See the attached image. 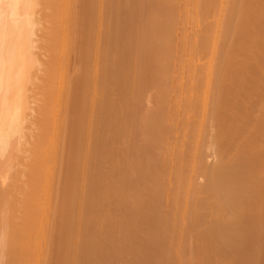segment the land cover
Wrapping results in <instances>:
<instances>
[{
  "label": "rangeland",
  "instance_id": "374dc122",
  "mask_svg": "<svg viewBox=\"0 0 264 264\" xmlns=\"http://www.w3.org/2000/svg\"><path fill=\"white\" fill-rule=\"evenodd\" d=\"M129 1V0H128ZM131 1V0H130ZM132 1H134V0H132ZM131 1V2H132ZM146 1H151V0H146ZM154 1V0H153ZM152 1V2H153ZM165 1H167V0H164V3H163V0L161 1L163 4H165L166 2ZM174 1V0H173ZM178 1H184V0H178ZM188 0H186V2H187ZM190 1H192V0H189V2ZM195 1V0H194ZM193 1V2H194ZM202 1V0H201ZM201 1H199V2H201ZM214 2L215 0H210V3H208V4H206L207 2H208V0L207 1H205L204 0V2H202L203 4H202V6L204 7V9L202 8V6H201V8H199V9H201V11L199 10H197V8L198 7H200V6H198L199 4L197 3V0H196V4H195V2L193 3V2H191V3H193V4H191L190 5V3H187V5H188V7H187V11L185 12V14L187 13V14H189L190 15V13L188 12V11H190L191 12V10L190 9H188V8H191V6L192 5H194V7L195 8H193V6H192V8H193V10H192V12L194 11V9H196L195 11V15L194 14H191V15H194V17H195V19H197L199 22H197V20H192V17H191V15H190V18L191 19H189V17L186 19V21L184 22L183 20H185L184 18H183V20H182V17H184L185 16V14H184V16L183 15H180V14H182V13H184V12H182V8H183V6L181 5L180 6V11L179 12H177V13H173L174 15L176 14H178V17H177V21L179 22H177L176 20H172V16H170L169 15V17L171 18V20L173 21H170V19H169V17H168V19H169V21H168V19H166V18H164V20L163 21H168L167 23L168 24H171V26L169 25V27H170V29L171 30H169L168 28L169 27H167L168 26V24H167V30L165 31V29L166 28H163V26L161 25V28H162V30L164 29V31H165V33H163V31H161L160 30V32H159V29H160V27H159V29L156 27V24H157V26H158V23H159V21H158V23H156V20L154 19V16H149V17H151L150 18V20L149 21H151L152 20V22L154 21V27L152 26L151 28H155V33H154V31L150 28V26L148 27V28H150V29H148V31H146V32H149V34H148V36H150V34H151V36H152V38L151 37H149V38H151V39H153V40H151L152 42H150L149 43V45L147 44V46L145 47L146 48V50H147V52H145L144 53V57L142 56V52L143 51H146V50H143L142 48H140L139 46H138V43H136L139 39H141L140 41H141V43L143 42L142 40H143V38L145 37H143V35H145V33H143V35H141V38H139L138 39V35L140 36V34L138 33V30H136V29H138V26H139V24H142L143 23V21L145 20V19H141V18H139L138 16L139 15H137L138 14V11H137V9L140 7L139 5H141V3L140 2H143V4H145L144 2L145 1H140L139 0V2H138V0H137V2H136V0L134 1V2H136V3H130V2H128L127 3V0H125V4H124V6H126V8L129 6V8H127V9H125L124 7L122 8V7H120V4H122V6H123V2H124V0H120V2L118 3V5H119V7L120 8H122V9H125L126 11H121L120 10V8H118L119 10L118 11H120V14H118V15H120L121 17H119V16H117V20H119L120 18V20L119 21H117V25H118V22H121L122 23V21L123 22H125V23H127V25L129 24V23H131L132 21H134V20H136L137 19V17L139 18V20L140 21H142V23L141 22H139L138 21V19H137V22H134L135 23V25H133L132 23H131V25L135 28V30L137 31H135L134 30V28L132 29V31H133V33L134 32H136V34L134 35H132V36H135V37H132L133 38V40H132V38H131V35L129 34V32H130V30H131V27H130V29H128V27L127 26H125L126 24L125 23H122V25H121V23H119V27L117 26V29L118 28H120L119 30H117L118 31V33L117 34H119L120 32H121V34L120 35H118L116 38H117V41L119 42V46L117 45V43L118 42H116V50L117 49H119L118 50V53H116V55H118V54H121V55H118V56H120V57H118L117 56V60H118V58H119V61L121 62L120 63V66H119V61H117V66H118V69H117V74L118 73H120L119 74V80L121 81V83H120V81L118 80V79H116L117 81L116 82H118L119 81V84H117V85H120V86H117L116 85V91H120V92H116L115 91V94H119L118 95V98L120 99V98H122V97H126V96H123V95H127L128 97H126L125 98V103H124V105H127V103L129 104V106H130V109H131V107H132V110H133V107H134V105H137L136 107L137 108H135V111H136V113H137V110L140 108V110H138V113L136 114V113H133V112H135V111H132V110H130L131 111V113H130V111H128L129 113H130V117L129 116H127V117H129L128 119H127V117H126V119H127V121H133L134 119H135V124H136V126L134 125V123L132 124V122L131 123H129V125L130 124H132L137 130L138 129H140L139 127L141 126V128H143V130H145V127L147 126L146 125V123L149 121V119L148 118H150V121H153L154 119V123H155V121L156 122H158L157 123V126H154V125H152L150 122V126H151V128L152 127H155V128H157V129H155L154 131H155V133H153L154 131L153 130H151L150 132H152L153 133V135H151V134H149L148 132V134H146L145 135V133L143 132V130H142V133H141V135H140V132H141V130L139 131L138 130V133H137V131L134 129V128H132L131 126V128L129 127V129H133L134 131H135V133L133 132V130L131 131V130H129L128 129V133H129V131H130V135L128 134V136H123L124 138L123 139H125V143L127 142V144H126V146H123L125 143H123V141H122V146H123V151L125 152V154L123 153V152H121V154H120V156L122 155V153H123V157L125 158H123L122 156H121V158H123V165H127V166H129V164H130V166L129 167H131V169H128V167H126L129 171L127 172V170L125 171V173H124V171L123 172H120L119 170H118V172H119V175L121 174L122 176H124L123 178L121 177V175L119 176L116 172H113V174L116 176H118V177H121V179H122V181H121V179H119L117 176L115 177L113 174H112V172H111V170L113 171L115 168H116V166L117 165H114L115 166V168H113L111 165H113L115 162H118V160H116L117 159V155H115L117 152H114L116 149H115V147L114 146H116V148H118L117 147V145H109V139L110 140H112V139H114V137H113V135H112V133L114 132V126L111 124V122H110V120L112 121V116L110 117V114L109 113H111V111H110V109H109V111L107 112L108 113V115H107V113H106V115L103 113L105 110H106V108H105V105H104V108H105V110L103 111L102 110V112H101V115H105V116H103V118H106L107 119V117L108 118H111V119H109V120H106L107 122H110V123H108L109 125H107V123L104 121V120H102L103 122H105L106 124H102L103 126L104 125H107V130H106V132L103 134L102 132V136H100L102 139H103V142H102V139L100 138V141H101V144H100V146L102 145V143L104 144V145H102V147H103V149H102V147L100 148V149H102L101 151H102V153H105V154H100L101 156H100V159L102 158V156H103V158L101 159V161H100V163H101V167H100V179L102 178H104L102 181H103V183H100V187L102 188H100V195L98 196V195H95L97 198H98V200H99V202L100 203H98L99 205H97L96 204V207H95V204L94 203H92V202H95V203H97L98 202V200H97V198L94 196H92V194H94L95 192H91L90 193V190H92L93 191V184L92 185H90V186H92V187H85V191H86V189H87V191L86 192H83V190H81V189H79L80 190V192L81 193H85L84 194V196L85 195H87L86 197H93V198H96V199H92V198H83V203H84V199L87 201V203H85V204H87V205H85V209L83 208V203H82V205L79 207L80 209H81V207L83 208V210H85V211H83V210H80V209H78V211L80 210L81 212L83 211V214H79V215H77V214H75L74 215V217H77L76 219L74 218V220H73V217L71 216V220H73L72 222L73 223H75L76 222V220L78 221V222H82L83 220H80V219H85L86 220V222L84 221V223L82 224V226L84 227V229H83V227H81V228H79V229H81V231H80V233L82 232L83 234H84V231H85V226H86V228L88 229V227H89V231L86 229V231H85V235H83L82 233H81V235H80V233H79V230L77 231V229H76V225L78 224L77 222V224H72L71 223V221H70V224L73 226H71V229L74 231V227H75V230H76V232L74 233V234H79V236L77 235H75L76 237H77V239H78V237H81L82 236V238H79L80 240L78 241V242H84L83 244H84V247H83V245H81V243H79V245L82 247H80L77 243H75V246H74V242L75 241H77L76 239H74V234H73V231L71 232V230H70V232H71V234H69V236H71L74 240H72V241H74L73 242V246L71 247V249L73 250L74 249V251H71V253L73 254L74 252V254H76V251H77V253L78 254H76V255H71V256H74V257H72L71 259H72V262L71 263H74V264H264V96H262L263 94H264V91L262 92L261 90H263L264 89V59H263V57H260V56H262V55H264V52H263V54H262V51H264V50H262L261 48H262V45H261V47H260V45L258 44V43H260V41H261V43L264 45V42H263V40H261L260 39V37H259V32H261V30H263L262 32H261V34H263L264 35V0H259V2H262L263 1V3H260V4H258V3H256L257 2V0H234V2H233V5H235V6H232V3H230L229 1H231V0H226V2H225V0H224V2H222V1H220L221 3H224V4H221L220 2H218L219 0H216V2H214V3H212V5L211 6H213V4H217V6H218V8H217V6L216 5H214L213 7H211L210 6V4H211V2ZM229 2V5L227 4L228 2ZM250 1V2H249ZM256 1V2H255ZM152 2H150V7H148V6H146L145 8H146V10H147V7L149 8V9H152L151 11H154L155 9V12H158L159 14L162 12L163 13V11H161L160 12V9H161V6H165V5H163V4H160V1L158 0V2L159 3H157L156 1V3L160 6V7H157L156 8V6L155 5H153V6H155V8L152 6V8H151V5L152 4H154V3H152ZM169 2V1H168ZM177 2V1H176ZM182 2H180V3H182ZM185 2V1H184ZM183 2V3H184ZM185 2V3H186ZM232 2V1H231ZM241 3V4H239V3ZM130 3V4H129ZM137 3H139V4H137ZM152 3V4H151ZM155 3V4H156ZM169 3H172V1L171 2H169ZM169 3H167L168 5H169ZM178 3V2H177ZM180 3H178L179 5H180ZM182 3V4H183ZM218 3H220V5H218ZM249 3V6L247 5ZM251 3H252V5H251ZM254 3V4H253ZM127 4V5H126ZM129 4V5H128ZM131 4H133V5H135V6H133V8L137 11H135V10H131L132 9V5ZM143 4H142V6H143ZM148 4V3H147ZM156 4V5H157ZM242 5V4H245V6L244 5H242L241 6V8H243V9H241L240 8V6H238V5ZM257 4V8H256V6H254V5H256ZM130 5H131V9H130ZM186 5V4H185ZM200 5H201V3H200ZM221 5H225L226 7H224V6H222V8L220 7ZM228 5V6H227ZM260 5H261V7H260ZM136 6H139L138 8H136ZM142 6H141V8H142ZM190 6V7H189ZM198 6V7H197ZM207 6H209V8L207 7ZM237 6V7H236ZM247 6V7H246ZM254 6V7H253ZM259 6V7H258ZM182 7V8H181ZM197 7V8H196ZM210 7L212 8V9H210ZM220 7V8H219ZM232 9V11L230 12V8ZM144 8V6H143V8L142 9H145ZM164 7H162V9H163ZM208 8V9H207ZM214 8H215V10H214ZM238 8H240V9H238ZM249 9V8H251L250 10H252L253 8H256V10L258 9L259 11H261V13L257 10V11H255V9L254 10H252L253 11V14L251 13V11H249V10H247V9ZM260 8H262L263 10H261ZM130 9V10H129ZM141 9V12L143 11ZM202 9L204 10V11H202ZM207 9V10H206ZM222 9H225V10H222ZM235 9V10H234ZM244 9H246L245 10V12L246 13H244ZM139 11H140V9H138ZM158 10V11H157ZM206 10V11H205ZM211 10V11H210ZM220 10V12H216V11H219ZM222 10V11H221ZM228 10V11H227ZM237 10V11H236ZM127 11H132L133 13L134 12H136V13H134V14H132V12H128L127 13ZM197 11H198V13H197ZM214 11V14L212 13ZM239 11V12H238ZM241 11V12H240ZM247 11H248V13H247ZM145 12V11H144ZM149 12H150V10H149ZM165 12V11H164ZM180 12H182V13H180ZM191 12V13H192ZM206 12V13H205ZM207 12H209L210 14H207ZM229 12V13H228ZM240 13V16H239V19L238 18H234V16H237V14L238 13ZM256 12V13H255ZM259 12V13H258ZM119 13V12H118ZM122 13H124V14H122ZM127 13V14H126ZM131 14V16H132V21L131 22H127V19H128V14ZM154 13V12H153ZM167 13L168 14H170L168 11H167ZM203 13H204V15L206 16V18H205V16H202L203 15ZM218 14V17H221L222 19H221V21H223V22H221L220 21V19H218L217 18V14ZM219 13H220V16H219ZM222 13V14H221ZM242 13V14H241ZM263 13V14H262ZM122 14V15H121ZM125 14L127 15L126 16V20H125V18H124V16H125ZM144 14V13H143ZM142 14V15H143ZM148 14V13H147ZM150 14V13H149ZM159 14H151V15H158V17L159 18H157V16H156V18H157V20H159V19H163L162 17L163 16H165V13H163L164 15L162 16V14H161V16L162 17H160L159 16ZM168 14H166V16H168ZM199 14H200V16H199ZM233 15V17H232V15ZM248 14V15H247ZM251 14H252V16H251ZM262 14V15H261ZM124 15V16H123ZM175 15V16H176ZM189 15H186V16H189ZM198 15V16H197ZM212 17H210V16ZM212 15H214V16H212ZM222 15V16H221ZM226 15V16H225ZM239 15V14H238ZM254 15L256 16L255 18H253L254 17ZM260 15V16H259ZM130 16V17H131ZM137 16V17H136ZM143 16H146V14H144ZM165 16V17H166ZM229 16H230V18H229ZM245 16H249L248 18H252L253 20H257L258 18L260 19V20H255V21H253L252 19H251V21L249 20V19H247ZM142 17V16H141ZM153 17V18H152ZM200 19H199V18ZM205 18L204 20H203V18ZM214 17V18H213ZM226 17H228V18H226ZM241 17H244V19L242 20V18ZM258 17V18H257ZM143 18V17H142ZM144 18H146V17H144ZM176 18V17H175ZM181 18V19H180ZM216 18V19H215ZM235 20H234V19ZM240 18H241V20H240ZM124 19V20H123ZM134 19V20H133ZM147 19V18H146ZM179 19V20H178ZM221 22V23H219L220 24V26L219 27H216V28H220L219 29V31H220V35L221 36H219L218 35V33H217V29L214 27L215 25H217V24H214V23H218L217 21L218 20ZM237 19V20H236ZM122 20V21H121ZM129 20V19H128ZM182 22H181V21ZM187 20H189V21H187ZM191 20V21H190ZM207 20V21H206ZM212 20L214 21L213 23H212ZM217 20V21H216ZM225 20V21H224ZM228 20V21H227ZM230 20V21H229ZM240 20V21H239ZM247 20H249V21H247ZM130 21V20H129ZM175 21V22H174ZM194 21V22H193ZM231 21H233L234 23H236V21L238 22V23H236V24H238V25H236V28H234L235 30L233 31V27H235L234 26V23H231ZM245 21V23L247 22V24L245 25V23H243ZM252 21L253 22H255V27H257V28H254L253 29V27L251 26L252 25ZM261 21H262V23H261ZM138 22H139V24H138ZM144 22H146V20L144 21ZM152 22H150V23H152ZM161 22V21H160ZM169 22H171V23H169ZM196 22V23H195ZM205 22V23H204ZM225 22H226V24H225ZM248 22H251V24H249ZM256 22H257V24H256ZM147 23V22H146ZM173 23V24H172ZM183 23V24H182ZM207 23L210 25V23H212L211 25L212 26H210V27H212L211 29H210V27H209V25L207 26ZM261 23V24H260ZM125 24V25H124ZM136 24H138V25H136ZM153 24V23H152ZM151 24V25H152ZM161 23H159V25H160ZM162 24H164L163 22H162ZM197 24H199V25H197ZM206 24V25H205ZM230 24V25H229ZM241 25V27H238V26H240ZM243 24V25H242ZM44 25H46V24H44ZM143 25V24H142ZM147 26H148V24H146ZM146 25H143L142 26V28L145 26V29H146ZM173 25V26H172ZM203 25V26H202ZM205 25V26H204ZM222 25V26H221ZM248 25H249V27H248ZM123 26H125L126 27V29H125V27H123ZM136 26H137V28H136ZM164 26H165V24H164ZM177 26V27H176ZM184 26H185V28H184ZM186 26H187V28H186ZM192 26V27H191ZM200 26V27H199ZM226 26H228V27H226ZM244 26V27H243ZM245 26H247V27H245ZM141 27V26H140ZM176 27V28H175ZM183 27V28H182ZM189 27V28H188ZM205 27H207L208 28V31L205 29ZM215 29H214V28ZM225 27V28H224ZM263 27V28H262ZM125 30H129L128 31V33L126 32L125 33V31H124V29ZM141 28V30H143ZM180 28V29H179ZM199 30H198V29ZM205 30H204V29ZM224 28V29H223ZM228 28V29H227ZM243 28H245L243 31H242V29ZM249 28V31H252V32H249L248 30H246V29H248ZM122 29V30H121ZM156 29H158V30H156ZM176 29V30H175ZM182 29V30H181ZM204 30L203 31V33H201V30ZM231 29V30H230ZM238 29H240V30H238ZM259 29H260V31H259ZM121 30V31H120ZM151 30V31H150ZM174 30V31H173ZM179 30V31H178ZM191 30V31H190ZM197 30V31H196ZM213 30V31H212ZM226 30H229L228 32L226 31ZM120 31V32H119ZM153 31V32H152ZM156 31H157V33H156ZM169 31V34L167 33V35H170V31H171V33H172V35L171 36H168V37H171L170 38V45H167L166 47H168V46H170V48H172V50H173V48L176 50H174L173 52H175V55L177 56V58H176V56L173 54V52L171 51V49L168 47V49H166V47H165V44H167V42H166V39L167 38H165V37H167V35L165 36V34H166V32H168ZM189 31V32H188ZM212 31V32H211ZM216 32L217 33V35L219 36V37H221L219 40H218V43H217V45H216V47L215 48H217V49H219L218 50V53H219V56H218V53H216L217 52V49H216V51H215V55H213V58L212 59H210L211 60V62H212V64H211V62H210V60L208 59V58H210V53L213 51V49H210L211 48V40H212V38L211 37H213L212 36V34H213V32ZM218 31V32H219ZM226 31V32H225ZM233 31V32H232ZM236 31V32H235ZM240 31V32H239ZM245 31H247L246 32V34H245ZM254 31H255V33H254ZM151 32V33H150ZM182 32H184V33H182ZM199 32V33H198ZM211 34H210V33ZM222 32V33H221ZM225 32V33H224ZM258 34H257V33ZM125 33V34H124ZM138 33V34H137ZM159 33V34H158ZM161 33V34H160ZM187 33V34H186ZM192 33L194 34V36H192ZM229 33H230V35H229ZM234 35H233V34ZM250 33H251V35H250ZM39 34V33H38ZM142 34V33H141ZM147 34H146V36H147ZM158 35V37L156 36L155 37V35ZM181 34V35H180ZM196 34V35H195ZM203 34V35H202ZM227 34H228V36H227ZM240 34H243V35H240ZM121 35H123V36H121ZM126 35V36H125ZM161 35H162V37L163 36H165L164 38H165V40H163L162 42H164L160 47H158L160 44H161V39H163V38H160L161 37ZM189 35H191V39H190V37H189ZM207 37H206V36ZM209 35H211L210 36V39H209ZM213 35H215V33L213 34ZM226 35V36H225ZM232 35V36H231ZM246 35V36H245ZM249 37H248V36ZM253 35V36H252ZM258 35V36H257ZM262 35V37L261 38H264V36ZM128 36V37H127ZM129 36H130V38H129ZM153 36H154V38H153ZM176 36V37H175ZM184 36H185V40H184ZM187 36H188V39H189V43H190V40H191V43L192 44H190L189 45V43H187ZM196 36V37H195ZM199 36V38L200 39H198L197 37ZM237 36V37H236ZM120 38V40H118L119 38ZM175 37V38H174ZM180 37V38H179ZM195 37V38H194ZM202 37H204V38H202ZM206 37V38H205ZM229 37V38H228ZM231 37V38H230ZM235 37H236V39H235ZM241 37V38H240ZM245 37H247V38H249V39H247V38H245ZM252 37V38H251ZM259 37V38H258ZM131 39L132 40V42H133V45H132V43L131 42H127V41H129V39ZM137 38V39H136ZM148 37H147V39H149ZM156 38H158L159 39V41H160V44L159 43H156L157 45H155V42H157L156 41ZM208 38V39H207ZM228 40H227V39ZM233 38V39H232ZM240 38V39H239ZM243 38V39H242ZM79 39V38H78ZM78 39L76 40V42L75 43H73L72 42V44H76V45H70V47H74V49H73V47H72V49H71V51L72 50H75V47H77L76 49H79V46L81 45L80 43L78 44ZM123 41H122V40ZM125 39H126V42H125ZM134 39H135V41H134ZM146 39V42H149L148 40ZM176 39V40H175ZM180 39V40H179ZM181 39H183L184 41H182ZM195 39V40H194ZM198 40V42H199V44H196V43H198L197 42V40ZM234 39H235V43H233V41H234ZM251 39V40H250ZM137 40V41H136ZM150 40V39H149ZM175 40V41H174ZM224 40H227V41H224ZM242 42H241V41ZM246 40H248V41H246ZM258 41V43H257V41ZM73 41H75V40H73ZM139 41V42H140ZM158 41V42H159ZM167 41H169V39L167 40ZM174 41V42H173ZM186 41V42H185ZM196 41V42H195ZM205 41V43L206 44H208V45H210V47L208 46V45H203L202 44V42H204ZM210 43H209V42ZM224 41V42H223ZM230 41V42H229ZM232 41V42H231ZM251 42L250 44L249 43H246V42ZM255 41H256V43H255ZM172 42H173V44H172ZM183 42V43H187L186 45L187 46H189V47H192L193 49H194V46H195V44L200 48L201 46L203 47H201L202 48V50H201V48H200V50H196V49H198L196 46H195V51L192 49V48H190V50H189V48H187L186 47V45L185 44H181V43ZM195 42V43H194ZM125 43V44H124ZM130 43H131V45H130ZM136 43V44H135ZM140 43V44H141ZM175 43V44H174ZM180 43V44H179ZM194 43V44H193ZM201 43V44H200ZM220 43V44H219ZM230 43V44H229ZM241 43V44H240ZM246 43V44H245ZM255 43V44H254ZM143 44H144V42H143ZM146 44V43H145ZM159 44V45H158ZM177 44V45H176ZM229 44V45H228ZM235 44V45H234ZM238 44V45H237ZM241 45V47L242 46H244V47H242V48H238V46H240ZM244 44V45H243ZM256 44H257V46H256ZM79 45V46H78ZM123 45H124V47H123ZM127 45V46H126ZM135 45L136 46H138L139 48H140V50L136 47L135 48ZM164 45V46H163ZM172 45H173V47H172ZM175 45V46H174ZM192 45V46H191ZM201 45V46H200ZM220 45V47L218 48L217 46H219ZM223 45V46H222ZM227 45V46H226ZM233 45V46H232ZM237 45V46H236ZM252 45V46H251ZM132 46H133V48H132ZM145 46V45H144ZM182 46V47H181ZM183 46H184V49L182 50V48H183ZM208 46V47H207ZM231 46V47H230ZM236 46V47H235ZM251 46V47H250ZM131 48V49H128V48ZM142 47V46H141ZM150 49H148V48ZM157 47L158 48H161V47H164V49H166L165 50V52H169V51H171V54H170V52L169 53H165V52H163V50H161L163 53H165L167 56H169L168 58H167V56L165 55V54H162V55H160V57H162L163 55V57L161 58V60H160V57H156V56H158V54L155 56V54L157 53V51L155 52V49H157ZM178 47V48H177ZM206 47H207V49H206ZM213 47V46H212ZM228 47H230V50H227V48ZM248 47V48H247ZM255 47H256V49H261L260 50V52H259V50H256L255 49ZM264 47V46H263ZM121 48V49H120ZM135 48V49H134ZM144 48V47H143ZM144 48V49H145ZM152 48V49H151ZM186 48L189 50H186ZM220 48H221V50H220ZM245 48V49H244ZM254 48V49H253ZM124 49V50H123ZM138 49V50H137ZM163 49V48H162ZM181 49V50H180ZM191 49L194 51H191ZM206 49V50H205ZM224 49H225V51H229L228 53L227 52H225L224 51ZM229 49V48H228ZM233 49V50H232ZM235 49H236V52H235ZM239 49L241 50L240 52H239ZM248 49V50H247ZM264 49V48H263ZM129 50V51H128ZM133 50H135V51H133ZM154 50V52H155V54L152 52ZM158 50V49H157ZM169 50V51H168ZM180 50V51H179ZM210 50V51H209ZM253 50V51H252ZM70 51V52H71ZM79 53H78V50H76L75 52L73 51V53L71 52L70 54H72V55H70L71 57L70 58H73V59H71L70 60V58H69V60H70V62H69V64L71 65H69V69H68V74H69V72H71V76H73V74H72V72L73 71H71V70H74L73 69V66L72 65H76V62H75V60H76V58L79 56L80 57V54H81V46H80V49H79ZM122 51H123V53H125L124 55H123V53H122ZM125 51V52H124ZM137 51V52H136ZM138 51H140V53L138 52ZM160 51V49L158 50V53L159 52H161ZM185 53H184V52ZM199 51H201V52H199ZM203 51H205V52H203ZM207 51V52H206ZM243 51V53H241ZM251 51V52H250ZM140 54L144 59H148L147 61H145L144 59V61H142L141 59H142V57H140L139 55H138V58H137V54ZM161 52V53H162ZM179 52V53H178ZM181 52V53H180ZM186 52H189L188 53V55L186 54ZM190 52H193V53H195V52H198V54L197 53H195V58L197 57V59H195V58H193V53H191L190 54ZM210 52V53H209ZM222 52V53H221ZM245 52V53H244ZM253 52H258V53H256V55H258L259 57H257L256 55H254L255 53H253ZM41 53H42V51H41ZM132 53H134V55H136L135 57L139 60L140 58V60H139V62H137L136 63V59H135V63L133 62V59H134V56H133V58L131 57L132 56ZM153 53V55H151ZM178 53V54H177ZM203 53V54H202ZM205 53H207V56L205 55ZM213 53H214V51H213ZM227 53V54H226ZM73 54H75V55H73ZM79 54V55H78ZM128 54V55H127ZM190 54V55H189ZM196 54L199 56H196ZM223 56V57H221V55ZM226 54V55H225ZM237 54H238V56H237ZM243 54V55H242ZM247 54V55H246ZM260 54H262V55H260ZM43 55V54H42ZM76 55H78V56H76ZM131 55V56H130ZM147 55V56H146ZM174 55V56H173ZM179 55V56H178ZM184 55V56H183ZM230 57H229V56ZM245 55H246V57H245ZM74 56L76 57L75 58V60H74ZM121 56H123V58L125 59V61H124V59H122V57ZM128 56H130V58L128 57ZM151 56V57H150ZM170 56H171V60L169 59L170 58ZM183 56V58H184V60H183V58L181 59V57ZM190 58V60H189V58ZM190 56H192V59H191V57ZM205 56H206V58H205ZM226 56V57H225ZM231 56H233V57H231ZM252 56V57H251ZM140 57V58H139ZM152 57L154 58V59H156V60H154V61H151L152 60ZM168 59V61L170 62V64H169V68H166V72H169L170 70H172V71H170L169 73H168V76H166V72L164 71V69L165 68H163V66L165 67V65L167 64L166 63V58ZM174 57V58H173ZM179 57V58H178ZM220 57V58H219ZM244 57V58H243ZM248 57H249V59H248ZM159 58V59H158ZM164 58V59H163ZM186 58H188V59H186ZM217 58V61L215 60ZM227 60H226V59ZM233 58V59H232ZM246 58H247V60H246ZM251 58V59H250ZM263 60H262V59ZM43 59V58H42ZM45 60H46V58H44ZM78 59V58H77ZM128 59V60H127ZM130 59H132V61L130 60ZM163 59V60H162ZM174 59V60H173ZM188 60V61H186V60ZM194 59V60H193ZM207 59L209 60L208 61V63L210 62V66H211V70H214L213 71V73H212V71L210 70V72L212 73V74H208V73H206V72H204L203 70L204 69H202L203 68V66L205 67L206 66V62H207ZM221 59V60H220ZM244 59V60H243ZM256 59V60H255ZM258 59H260L259 61H258ZM123 61V63H122V61ZM131 61V62H129V64H127L128 63V61ZM149 60H150V63H149V65L147 64L148 62H149ZM179 60V61H178ZM180 60H182V62H184V63H182V62H180ZM192 60V61H191ZM195 60H197V61H195ZM237 60V61H236ZM262 60V61H261ZM74 61V63L72 64V62ZM126 61H127V63H126ZM159 61H161V62H163L165 65H162L163 63H158ZM165 61V62H164ZM167 61V62H168ZM221 62V64L219 63V62ZM225 61V62H224ZM227 61V62H226ZM231 61V62H230ZM233 61V62H232ZM236 61V62H235ZM245 63H244V62ZM257 61V62H256ZM124 62L127 64H124ZM132 62L135 64H133V65H131V67H129V65L130 64H132ZM145 62V63H144ZM172 62H174V63H172ZM187 62V65L185 64ZM196 62V63H195ZM201 62V63H200ZM215 62V63H214ZM242 62H243V65H242ZM246 62H247V64H246ZM263 62V63H262ZM154 63H156V64H154ZM172 63V64H171ZM180 65L181 63L182 64H184V65H178V64ZM189 63V64H188ZM193 63V64H192ZM204 63H205V65H204ZM223 63V64H222ZM256 63H258V64H260L258 67H256L257 65H256ZM262 63V64H261ZM138 64H145V65H139V66H137ZM147 64V65H146ZM167 64V65H168ZM175 64V65H174ZM177 64V65H176ZM126 65V66H125ZM162 65V66H161ZM166 65V66H167ZM197 65V67H195ZM212 65H214V66H212ZM220 65V66H219ZM225 65V66H224ZM263 65V66H262ZM134 66H137L138 67V69H139V67H140V69H139V71L137 70L136 71V69H137V67L135 68ZM150 68H149V67ZM159 66H160V68H159ZM172 66V67H171ZM176 66H178V67H176ZM184 66H185V68L186 69H188V70H186L185 68H184ZM207 66H208V64H207ZM209 66V67H210ZM218 66H219V68H218ZM72 67V68H71ZM127 67V68H126ZM142 67H144V68H142ZM150 69H148V68ZM155 67V68H154ZM157 67L159 68V69H157ZM162 67V68H161ZM168 67V66H167ZM173 67H176L175 69L173 68ZM181 67H183V68H181ZM189 67V68H188ZM193 67V68H192ZM201 67V68H200ZM212 67H214V68H212ZM217 67V68H216ZM221 67H223L222 69H220ZM75 69L77 68L76 66L74 67ZM147 68V69H146ZM178 68V69H177ZM181 68V69H180ZM198 70H197V69ZM200 68V69H199ZM71 69V70H70ZM131 69V70H130ZM133 69H135V70H133ZM144 69V70H143ZM157 69V71H155ZM162 69H163V71L165 72H163L162 71ZM168 69V70H167ZM183 69H184V72H183ZM192 69V70H191ZM194 69H195V71L197 72H195V73H193L194 72ZM208 69V68H207ZM207 69H206V67H205V70L207 71ZM70 70V71H69ZM121 70V71H120ZM124 70H126V71H124ZM160 70H161V72H160ZM177 70H179V71H177ZM185 70L186 71H188L187 73H185ZM192 72H191V71ZM216 70V71H215ZM218 70V71H217ZM221 70H223V71H221ZM75 71H77V69L76 70H74V73H76ZM176 71V72H175ZM183 73H182V72ZM201 71V72H200ZM219 71H221V74L219 75ZM131 72V73H130ZM136 72H137V74H136ZM161 75H154L155 73L156 74H158V73ZM175 72V73H174ZM181 72V73H180ZM190 72V73H189ZM199 72H200V74H199ZM218 72V73H217ZM124 73H125V75H126V77L127 78H131L132 80H135V81H133V82H131V79H128V80H130V84H132V85H129V83H128V80L127 79H125L126 77L124 76ZM134 73V74H133ZM162 73V74H161ZM173 73V74H172ZM182 74V75H180V74ZM184 73L185 74H187V76H184ZM189 73V74H188ZM202 73V74H201ZM206 73V76H207V74H208V76H207V80L209 79V81H208V83H209V87L207 88V86H204L205 85V82L207 81H205V79H206V76L204 75ZM243 73H245V74H243ZM130 74H132V75H130ZM145 74V75H144ZM149 76H148V75ZM165 74V75H164ZM169 74H171V75H169ZM198 74H199V76H198ZM243 74V75H242ZM121 75H122V77H121ZM133 75H135V76H133ZM140 75H141V77H140ZM163 75H164V77H163ZM173 75V76H172ZM175 75V76H174ZM180 75V76H179ZM190 75H191V77H190ZM203 75H204V77H203ZM210 75V76H209ZM216 76L217 78H215L214 76ZM246 75V76H245ZM70 76V75H69ZM138 76V77H137ZM147 76V77H146ZM155 78H153V77ZM158 76V77H157ZM177 76V78H178V82H177V78H175ZM179 76V77H178ZM182 76V77H181ZM194 76H196V77H194ZM198 76V77H197ZM213 76V77H212ZM133 77V78H132ZM145 77V78H144ZM152 77V78H151ZM161 77H162V79H161ZM208 77H210V78H208ZM248 77V78H247ZM260 77H261V80H260ZM118 78V77H117ZM123 78V79H122ZM146 78H148V80H145ZM159 78V79H158ZM165 78V79H164ZM168 80H167V79ZM171 78V79H170ZM180 78V79H179ZM190 78V79H189ZM213 78H214V80H213ZM243 78V79H242ZM249 78H250V80H249ZM255 78V79H254ZM122 79V80H121ZM139 79V80H138ZM142 79V80H141ZM144 79V80H143ZM151 79H153V80H151ZM164 80V82L163 81H161V80ZM187 81H186V80ZM194 79V80H193ZM199 81H198V80ZM216 79V80H215ZM123 80H125L124 81V83L122 84V82H123ZM150 80V81H149ZM159 80L161 81V82H163V83H167V84H163V83H158L159 82ZM169 80H170V83H168L169 82ZM180 80V81H179ZM188 80H189V82H188ZM203 80V81H202ZM222 81V80H224V82L222 81V82H218V81ZM252 80V81H251ZM139 81V82H138ZM141 81H142V84H141ZM144 81V82H143ZM148 83H147V82ZM152 81V82H151ZM158 81V82H157ZM166 81V82H165ZM247 81V82H246ZM263 81V82H262ZM106 82V81H105ZM134 82H136V84H137V82H138V84L139 85H141V86H137ZM188 82V83H187ZM199 82V83H198ZM203 82V84H201ZM249 82V83H248ZM254 82V83H253ZM261 82V83H260ZM154 83V84H153ZM158 83V84H157ZM194 83V84H193ZM196 83V84H195ZM214 83V84H213ZM246 83H247V85L249 86H247L246 85ZM257 83V84H256ZM126 84V85H125ZM127 84H128V86H130L129 88H128V86H127ZM168 84H170L169 85V87L167 86V88H166V86L165 85H168ZM180 86H178V85ZM186 84H187V86H186ZM206 84H207V82H206ZM218 84V85H217ZM253 84H255V86H253ZM106 85H107V83H106ZM104 86L105 88L107 87V89H106V91L105 92H107L106 94H110L109 92L111 91V86ZM115 85V84H114ZM134 85H136L137 86V88L135 89V87L136 86H134ZM156 85H159V87L157 86V87H155ZM172 85V86H171ZM215 85V86H214ZM221 85V87H219ZM258 85V86H257ZM261 85V86H260ZM127 86V87H126ZM131 86L132 87H134V88H132L131 89ZM144 86V87H143ZM149 86V87H148ZM153 86V87H152ZM161 86H162V88H161ZM174 86V87H173ZM175 86H177V88L175 87ZM184 86V87H183ZM191 86H192V88H191ZM194 86V87H193ZM195 86H197V87H195ZM217 86V87H216ZM257 86V87H256ZM260 86V87H259ZM122 87H124V88H122ZM126 87V88H125ZM140 87V88H139ZM187 88V89H189V90H187L186 88L185 89H183V88ZM190 87V88H189ZM199 87V88H198ZM203 87V88H202ZM215 87V88H214ZM219 87V88H218ZM108 88H109V90H108ZM115 88V87H114ZM120 88H122V89H120ZM127 88H128V90L130 89L131 91L133 90V89H135V91L139 88V90H140V92L138 91V97H139V99L137 100V96H133V97H131V95L133 94L130 90V92L132 93H129V94H127L129 91L127 90ZM160 88V89H159ZM169 88V89H168ZM181 88V89H180ZM208 89V90H206V92L208 91V94H206V97L205 98H207L208 100H206L205 102H204V100L202 101L201 100V97L203 96V94L202 93H204L203 91H205V90H202V89ZM221 88V89H220ZM252 88H254L253 90H252ZM261 88V89H260ZM104 89V88H103ZM120 89V90H119ZM142 89H143V91H142ZM177 89V90H176ZM196 91H194V90ZM214 89V90H213ZM217 89H219L218 90V94H217ZM128 91L127 93L126 92H124V91ZM145 90V91H144ZM154 90V91H153ZM173 92H172V91ZM183 90V91H182ZM186 90V91H185ZM210 90H211V92H210ZM103 91V90H102ZM123 91V92H122ZM134 91V90H133ZM136 91V92H137ZM163 91V92H162ZM168 91V92H167ZM190 91V92H189ZM213 91L215 92L214 94L215 95H213ZM245 91V92H244ZM246 91H247V93L249 94H247L246 93ZM253 93H252V92ZM256 91H258V92H256ZM104 92V91H103ZM102 92V93H103ZM164 95L163 96V98L165 99L164 100V103H163V105L160 103V101L162 102V100H163V98L161 97L162 95H161V93ZM170 92V93H169ZM183 92V93H182ZM186 92V93H185ZM210 92V93H209ZM262 94H261V93ZM123 93V94H122ZM141 93V96L143 97L142 99H141V96H139V94ZM156 93V94H155ZM159 93V94H158ZM191 93V94H190ZM194 93V94H193ZM92 93H90V95H91ZM103 94H105V93H103ZM134 94H135V92H134ZM155 94V95H154ZM189 94V95H188ZM198 94V95H197ZM205 94V93H204ZM213 96H212V95ZM240 94V95H239ZM244 94V95H243ZM246 94V95H245ZM257 94V95H256ZM259 94H261V95H259ZM93 95V94H92ZM121 95V96H120ZM136 95V94H135ZM152 95H154V96H152ZM170 95V96H169ZM178 96V98H177V96ZM194 95V96H193ZM211 95V96H210ZM242 95V96H241ZM260 97H259V96ZM166 96H168V97H166ZM176 96V97H175ZM188 96V97H187ZM198 96V97H197ZM205 96V95H204ZM217 96V97H216ZM229 96H231V97H229ZM253 96V97H252ZM255 96H257V97H255ZM108 97V98H107ZM130 97V98H129ZM152 97H154V98H152ZM160 97V98H159ZM168 98V100L166 99V98ZM184 97H185V100H184ZM187 97V98H186ZM212 97V98H211ZM228 97H229V99H228ZM242 97H243V99H244V97H245V99H246V97H248L247 98V100H245L246 101V103L248 104H246V103H244V100L242 99ZM251 99H250V98ZM104 98H105V96H104ZM107 98V99H106ZM106 98H105V100L104 101H108V99L110 98V95H106ZM116 98H117V95H116ZM123 98V99H124ZM135 100H133V99ZM151 98V99H150ZM159 98V99H158ZM162 98V99H161ZM179 100V101H176L177 99ZM183 98V99H182ZM203 98V97H202ZM216 98V99H215ZM257 98V99H256ZM260 98V99H259ZM118 99V101L120 102L121 100H123V99H120L119 100ZM130 99H132L134 102H135V104L132 102V100H130ZM187 99H189V100H187ZM192 99V100H191ZM197 99V100H196ZM204 99V98H203ZM215 99V100H214ZM226 99V100H225ZM262 99V100H261ZM110 101H111V98L109 99ZM127 100V101H126ZM130 100V101H129ZM146 100V101H145ZM155 100V101H154ZM157 100V101H156ZM160 100V101H159ZM174 100V101H173ZM191 100V101H190ZM199 100H201L202 101V104H203V102L204 103H206V104H209V105H207V106H205V104H204V106L206 107V109L204 108V106L202 105H200L199 103H201V101H199ZM218 100H221V101H218ZM227 100H229V101H227ZM110 101L109 102H107V104H106V106L110 103ZM139 101V102H138ZM166 101V102H165ZM187 101H188V103H187ZM190 101V102H189ZM208 101V102H207ZM210 101V102H209ZM224 101V102H223ZM242 103H241V102ZM257 103H256V102ZM260 101V102H259ZM262 101V102H261ZM122 102V101H121ZM123 102H124V100H123ZM122 102V103H123ZM138 102V104H136ZM140 102H142L141 104H140ZM146 102V103H145ZM155 102V103H157V104H153V103ZM160 103V105H159V103ZM174 102V103H173ZM176 102V103H175ZM183 102V103H182ZM194 102V103H193ZM199 102V103H198ZM213 102V103H212ZM214 102H216V103H214ZM230 102V103H229ZM240 102V103H239ZM132 103V104H131ZM169 103V104H168ZM177 103H178V107L180 108V104H181V109H183V111L185 110V111H187V112H183L181 109H179V108H177L176 107V105H177ZM191 103H192V105H191ZM220 103V104H219ZM257 105H256V104ZM118 104H120V103H118ZM139 104L141 105V107H139ZM164 104H165V107H163L164 106ZM173 104V105H172ZM184 104V105H183ZM194 104H196V105H194ZM213 104V105H212ZM223 104V105H222ZM230 104V105H229ZM236 104L238 105H240L241 106V104L242 105H244L242 108L238 105V106H236ZM246 104V105H245ZM260 104V105H259ZM120 105H123V104H120ZM120 105H118V106H120ZM133 105V106H132ZM149 105L151 106L150 108H149ZM155 105V106H154ZM188 105H189V107H188ZM191 105V106H190ZM194 105V106H193ZM199 105H200V108H199ZM212 105V106H211ZM221 105V106H220ZM228 105V106H227ZM109 106V105H108ZM167 106V107H166ZM184 106H187V107H185L184 108ZM198 108H197V107ZM210 106L211 107H213V108H210ZM224 106V107H223ZM236 106V107H235ZM120 107H123V108H125V107H128V105L127 106H120ZM160 107H162L161 109L163 110V111H161V109H159ZM173 109H172V108ZM194 107V108H193ZM196 107V108H195ZM201 107H203V108H201ZM217 107V109H215ZM222 107V108H221ZM234 107V108H233ZM146 108V110H144ZM148 108V109H147ZM220 108V109H219ZM238 109V110H236V109ZM244 108V114L243 113H241L240 111H242L241 109H243ZM247 108V109H246ZM126 109V108H125ZM156 109V110H155ZM177 109V110H176ZM191 109V110H190ZM208 109H210V110H208ZM159 110V111H158ZM168 110V111H167ZM174 110H175V115H174ZM179 110H181L182 112H180ZM205 110V111H204ZM216 110H217V112H216ZM143 111V112H142ZM156 113H155V112ZM167 111V112H166ZM199 111V112H198ZM208 111V112H207ZM239 112V113H237V112ZM151 112H153V115H155V117H154V119H153V116H152V114H151ZM160 113L159 115H157V113ZM164 112V114H162V113ZM191 112V113H190ZM196 112V113H195ZM200 112H201V114H200ZM205 114H204V113ZM207 112V113H206ZM212 112V114H210ZM135 114L134 116H131V114ZM171 113L173 114V116L171 115ZM181 113V114H180ZM183 113V114H182ZM241 113V114H240ZM143 114V115H142ZM147 114V115H146ZM165 114H166V116H165ZM191 114H193V115H191ZM198 114H199V117H198ZM208 115V117H207V115ZM236 114H239V115H236ZM111 115H112V113H111ZM165 116V117H163V116ZM182 115V116H181ZM185 115V117H183ZM202 115V116H201ZM214 115H215V117H214ZM222 115H223V117H222ZM245 115V116H244ZM139 116H142V117H140V118H144V119H141V122L142 123H144V126L142 125V123L141 124H138V122H140V121H138V120H140V118H139ZM146 117V119H148V121L145 119V117ZM157 116V117H156ZM160 118H159V117ZM163 118H162V117ZM176 116V117H175ZM189 116V117H188ZM196 116H197V118H196ZM219 116V117H218ZM241 116V117H240ZM102 117V116H101ZM132 117V118H131ZM136 117V118H135ZM202 117V119L200 120V118ZM211 117V118H210ZM222 117V118H221ZM103 118H101V119H103ZM159 118V119H158ZM166 120H165V119ZM172 119V121H170L171 119ZM174 118H176V119H174ZM181 118V119H180ZM199 118V119H198ZM204 118V119H203ZM208 118V119H207ZM245 118V119H244ZM131 119H133V120H131ZM157 119H158V121H157ZM178 119H180V120H178ZM183 119H184V122H183ZM195 120V122H194V120ZM205 119H207V120H205ZM237 119V120H236ZM142 120H144V122L142 121ZM161 120V121H160ZM163 120V121H162ZM173 120H174V124L172 123V126H169V125H171L170 124V122H173ZM191 122H190V121ZM193 120V121H192ZM215 120V121H214ZM218 120V121H217ZM126 121V120H125ZM138 121V122H137ZM147 121V122H146ZM164 121H166V122H164ZM177 121V123H175ZM182 121V124L183 125H181V122ZM211 121V122H210ZM247 121V122H246ZM102 122V123H103ZM188 124H190V125H192V126H189V125H187V123ZM193 122V123H192ZM205 122H207V123H205ZM209 122V123H208ZM248 122H249V125H248ZM125 123H127L126 125H128V122H125ZM212 123V124H211ZM213 123H214V125H213ZM216 123V124H215ZM219 123V124H218ZM221 123V124H220ZM158 124H160V126L158 125ZM202 124V125H201ZM211 124V125H210ZM229 124V125H228ZM110 125L111 126H113V128L112 127H110ZM138 125H140V126H138ZM176 125V127L174 128V126ZM185 125V126H184ZM196 125H197V127H196ZM209 125H210V127H209ZM220 125V126H219ZM222 125V126H221ZM109 126V127H108ZM148 126H149V124H148ZM150 126L148 127V128H150ZM163 126H165V128L163 127ZM178 126V127H177ZM186 127L185 129L186 130H184V127ZM202 126V127H201ZM217 126V127H216ZM104 127H106V126H104ZM101 128L102 130L104 129V131H105V128ZM128 127H125L126 129L128 128ZM138 127V128H137ZM182 127V128H181ZM190 127V128H189ZM204 127V128H203ZM109 128H112V129H110L109 130ZM159 128H160V130H159ZM170 128V129H169ZM171 128H172V132H171ZM187 128L188 129H190V130H187ZM200 128V129H199ZM211 130H210V129ZM152 129H154V128H152ZM165 129V130H164ZM169 129V130H168ZM193 129V130H192ZM226 129V130H225ZM229 129V130H228ZM101 130V131H102ZM108 130L110 131V132H108ZM161 130H163L162 132H164V133H162L161 132ZM168 130V131H167ZM218 130V131H217ZM113 131V132H112ZM156 131H157V133H156ZM158 131H159V134H158ZM181 131V133L179 134V132ZM185 131H186V133H187V135H186V133H185ZM230 131V132H229ZM126 132V134H124V135H127V131H125ZM124 132V133H125ZM133 132V133H132ZM183 132V133H182ZM219 132V133H218ZM231 132H233V133H231ZM109 133V134H108ZM166 133H168V134H166ZM176 133V134H175ZM190 133L192 134V135H190ZM93 134V133H92ZM91 134V135H92ZM114 134V133H113ZM138 134H139V137H138ZM142 134H143V136H144V138H143V136H142ZM154 134H156L157 136H155ZM163 134H165V135H163ZM179 134V135H178ZM193 134H194V136H193ZM217 134V135H216ZM219 134V135H218ZM105 135V136H104ZM111 135V136H110ZM134 137H133V136ZM151 135L154 139H155V142L156 143H154V141L152 142V140H154L153 138H151L152 140H151V142L149 141H146V139L148 140V138H149V136ZM161 135L163 136V137H161ZM228 135V136H227ZM131 136H132V138H131ZM146 136V137H145ZM147 136H148V138H147ZM167 136V137H166ZM185 136H187V137H185ZM192 138H190V137ZM193 136V137H192ZM201 136H203V138L201 137ZM217 138H216V137ZM221 136H223V140L221 139L222 137ZM232 136V137H231ZM109 137H113V138H109ZM125 137H128V138H125ZM137 137H138V139H137ZM157 137V138H156ZM159 137V138H158ZM172 137H175L176 139H178V141H180L179 143H178V141L175 139V138H172L173 140H170ZM183 137V138H182ZM227 137V138H226ZM105 138V139H104ZM142 138H143V140H142ZM146 138V139H145ZM149 138V139H150ZM166 138V139H165ZM188 140H187V139ZM196 140H195V139ZM199 138V139H198ZM108 139V140H107ZM132 139V141H130ZM157 139H160V141L158 142V140ZM162 139V140H161ZM180 139V140H179ZM181 139H182V141H181ZM184 139V140H183ZM192 141H191V140ZM106 140V141H105ZM135 140H136V148H135ZM187 140V142H185ZM198 140V141H197ZM217 140H219V142L217 141ZM232 141V143H231V141ZM107 141H108V143H107ZM112 141H114V140H112ZM134 141V142H133ZM144 141V142H143ZM167 141V142H166ZM170 141H172V142H170ZM189 141V142H188ZM213 141V142H212ZM217 141V142H216ZM111 142V141H110ZM131 142H133V147L130 145L131 144ZM137 142H139L140 143V145H138L139 143H137ZM141 142H143V144L144 143H146V144H144L145 146H143V144L141 145ZM159 144H158V143ZM163 142V143H162ZM183 142V143H182ZM150 144L151 145V147H152V149H151V147H150V145H147V144ZM169 143H170V145H169ZM176 143H177V145H176ZM187 143H189L188 145H187ZM191 143V144H190ZM195 143V144H194ZM214 143V144H213ZM107 146H106V145ZM111 144H115V142L113 143V142H111ZM155 144H157V147H156V145ZM165 144H167V145H165ZM172 144V145H171ZM179 144V145H178ZM182 144H185V146H189L188 148L187 147H185L184 145H182ZM202 144V145H201ZM213 144V145H212ZM234 144V145H233ZM155 145V146H154ZM193 145V146H192ZM210 145V146H209ZM211 145H212V147H211ZM231 145V146H230ZM107 148V150H105V147ZM111 148H110V147ZM121 146V147H122ZM128 146V147H127ZM169 146H171V147H169ZM174 146V147H173ZM180 146V147H179ZM182 146V147H181ZM216 148H215V147ZM125 147H127V149L125 148ZM131 147V148H130ZM147 147V148H146ZM156 149H155V148ZM158 147L160 148V149H158ZM166 147V148H165ZM175 147H178V149H176ZM196 147V148H195ZM227 147V148H226ZM25 148H27V147H25ZM110 148V149H109ZM125 148V149H124ZM138 148V149H137ZM142 148V149H141ZM143 148H144V150H143ZM168 148H169V150H168ZM180 148V149H179ZM187 148V149H186ZM214 149V150H212V149ZM218 148V149H217ZM223 148H225V149H223ZM24 149V148H23ZM99 149V150H100ZM109 149V150H108ZM115 149V150H114ZM133 149H137V150H135L138 154L136 155H134V150ZM145 149H147V150H149L148 152H147V150H145ZM152 151H151V150ZM161 149H163V150H161ZM167 149V150H166ZM182 149V150H181ZM184 149V150H183ZM199 149V150H198ZM129 150V151H128ZM157 150V151H156ZM161 150V151H160ZM186 150H189V151H186ZM212 150V151H211ZM220 150V151H219ZM122 151V150H121ZM130 151H132V152H130ZM143 151H146L147 152V158L146 157H144V159L145 160H148V159H150V156L151 155H153V156H151V160L152 161H157V160H153L154 158H156V159H164V161L165 162H168V164H169V161L172 163H170V165L169 166H167L168 164H166V165H163V164H165L164 163V161H162V162H160V163H163L162 164V166H160V169H159V172H160V170H162L160 173H161V175L160 176H158V178L159 177H163V175H164V178H159V180H158V178H154L153 179V177L154 176H151L150 177V175L149 176H147V174H146V176L147 177H149V178H151V179H149V178H147V179H144L143 178V174H144V176H145V171L147 170V169H149L150 168V166H149V168H147L146 166H144L143 164H144V162H145V160L143 159V155L145 156L146 154H144V153H142ZM153 151L154 152H156L155 154H157L156 156H155V154L153 153ZM163 151H165V152H163ZM170 151V153H168V152ZM175 151H177V152H179V154L177 155V156H179V155H181V157L179 156V159H178V161L180 162V161H182L183 160V158H184V154L185 153H183V152H188V154H190V155H188V157L187 156H185V160L184 161H182V162H180L181 163V165H180V163L179 162H175L176 164L177 163H179V164H177L178 166V169L179 170H175L176 171V173H174L175 171L174 170H172V171H170L171 169H170V167H172L173 166V164H174V167H175V163H173L172 162V160L174 159H172L171 157H175L174 155L176 154L175 153ZM219 151V152H218ZM221 151H222V153H221ZM224 151V152H223ZM259 151V152H258ZM106 152H108V153H110L109 155H107L108 153H106ZM115 154H114V153ZM135 152V153H136ZM174 152V153H173ZM183 154H182V153ZM191 152H192V154H191ZM127 153V154H126ZM130 153H131V155H130ZM141 153L143 154V155H141ZM160 153V154H159ZM166 155V159L164 158L165 157V155ZM169 154V159L167 160V157H168V155L167 154ZM220 153V154H219ZM224 153V154H223ZM256 153V154H255ZM260 153H261V155L263 156H261L260 155ZM113 154V155H112ZM151 154V155H150ZM162 154V155H161ZM172 154H174L173 156H172ZM187 154V153H186ZM219 154V155H218ZM20 155H22V154H20ZM19 155V156H20ZM126 155V156H125ZM182 155H184V156H182ZM221 155H223L222 157H221ZM227 155V156H226ZM256 155V156H255ZM258 155V156H257ZM259 155H260V157H259ZM23 156V157H22ZM22 156H20V158H24V154L22 155ZM132 156V157H131ZM137 157V160L135 159L136 157ZM149 156V157H148ZM176 156V157H177ZM196 156V157H195ZM225 156V157H224ZM246 156V157H245ZM116 158L115 160H114V158ZM154 157V158H153ZM161 157H163V158H161ZM187 157V158H186ZM250 157V158H249ZM19 158V159H20ZM127 158V159H126ZM140 158V159H139ZM153 158V159H152ZM171 158V159H170ZM178 158V157H177ZM177 158H175V159H177ZM193 158V159H192ZM222 158V160H220ZM259 158H260V161H259ZM263 158V159H262ZM138 159H139V162H140V164H139V166H137L138 164H137V162H138ZM181 159V160H180ZM195 159V160H194ZM227 159V160H226ZM238 159V160H237ZM246 160V162H245V165L243 164L244 163V161ZM252 159V160H251ZM90 160V159H89ZM109 160V161H108ZM115 161L114 163L112 162V161ZM125 160H128L127 162L125 161ZM135 160H136V162H135ZM159 160V161H160ZM200 160V161H199ZM230 160H234V161H236V162H234L233 161V164H234V166H232L233 164H232V162H229ZM243 160V161H242ZM142 161H144V162H142ZM186 161V162H185ZM202 161V162H201ZM222 161V162H221ZM225 161H226V165H225ZM92 162V161H91ZM134 162L137 164V165H135L134 164ZM138 162V163H139ZM188 162V163H187ZM239 162H240V164H239ZM253 162V163H252ZM261 162H263V163H261ZM89 163H90V161H89ZM120 164H122V162H119ZM157 163H159L158 161H157ZM204 163H206V164H204ZM214 163L216 164V165H214ZM224 163V164H223ZM228 163H230L231 165L229 166V164ZM236 163H237V165H236ZM247 163V164H246ZM249 163V164H248ZM255 163H257V164H255ZM259 163H261V164H259ZM91 164V163H90ZM93 165H94V163H92ZM109 164V165H108ZM131 164L133 165V166H131ZM184 164V165H183ZM186 164V165H185ZM189 164V165H188ZM191 164V165H190ZM201 164V165H200ZM213 164V165H212ZM228 164V165H227ZM143 165V167L141 168V166ZM180 165V166H179ZM197 165V166H196ZM198 165H200V166H198ZM205 167H204V166ZM250 165V166H249ZM257 166V167H255V166ZM104 166V167H103ZM109 168H108V167ZM135 166V167H134ZM137 166V167H136ZM154 166V165H153ZM155 166H156V164H155ZM167 166L168 168H165V167ZM191 166V167H190ZM193 166H196V168L195 167H193ZM225 166V167H224ZM237 166H243L242 168H244L245 170L243 171V169H241V168H239V167H237ZM248 166V167H247ZM89 168H91V167H93L92 165H91V167L90 166H88ZM106 167V168H105ZM134 167V168H133ZM147 168L144 172H142V169L143 168ZM157 167V166H156ZM162 167V168H161ZM177 167H175L176 169H177ZM181 167H183L182 169H181ZM190 167V168H189ZM204 167V168H203ZM214 167H215V169H214ZM219 167V168H218ZM220 167H221V169H220ZM222 167H224V171H223V168ZM228 167V168H227ZM230 167H232L231 169H230ZM234 167V168H233ZM252 167H254L253 169H252ZM263 167V168H262ZM18 168V169H17ZM16 169L17 170H19L21 167H17ZM113 168V169H112ZM133 168V169H132ZM154 168V167H153ZM163 168H165V170L163 169ZM174 168V169H175ZM191 168H194V170H192ZM205 168H208L207 170H209L208 172V174H207V171H206V169ZM227 168V169H226ZM251 168V169H250ZM257 168V169H256ZM92 169V168H91ZM137 169V170H136ZM191 169V170H190ZM222 170L221 172H224L225 173V175H224V173H222V175L223 176H220L221 175V172H220V170ZM229 169V170H228ZM250 169V170H249ZM109 170V171H108ZM133 170V171H132ZM135 170H136V172H135ZM140 170V171H139ZM166 170H168L169 171V173H171V175H175V174H177L175 177H174V175L173 176H170V174L168 173V171H166ZM180 170H182V171H180ZM185 170V171H184ZM202 170H203V172H202ZM210 170H211V172L214 174V176L212 175V173H210ZM215 170V171H214ZM217 170H219L218 172H217ZM237 170H239L238 171V173H236L235 171H237ZM64 171V170H63ZM62 171V172H63ZM115 171H116V169H115ZM138 171V172H137ZM149 172L151 171V172H153L154 171V169L152 170L151 168H150V170H148ZM147 171V173L148 174H150L149 172ZM158 171V170H157ZM164 171V172H163ZM174 171V172H173ZM190 171H193V173L192 172H190ZM205 171H206V173H205ZM240 171L242 172V173H240ZM248 171V172H247ZM251 171V172H250ZM15 173H16V171H14ZM127 172V173H126ZM129 172H132L131 174H133V175H131V174H129L128 175V173ZM140 172V174H142V175H140V174H137V173H139ZM142 172V173H141ZM168 173V175H167V173ZM173 172V173H172ZM180 172H182V173H180ZM199 172V173H198ZM234 172H235V174H234ZM250 172V173H249ZM260 172V173H259ZM13 173V172H12ZM14 173V174H15ZM111 173V174H110ZM136 173V174H135ZM154 173V172H153ZM163 173V174H162ZM165 173V174H164ZM188 173V174H187ZM201 173V174H200ZM249 173V174H248ZM254 173H255V175H254ZM63 174V173H62ZM62 174L60 175L61 177H62ZM92 174V173H91ZM179 174H181V175H179ZM198 174V175H197ZM204 174V175H203ZM217 174V175H216ZM219 174V175H218ZM232 174V175H231ZM242 174V175H241ZM247 174V175H246ZM10 175H11V173H10ZM9 175V176H10ZM67 175V174H66ZM104 175V176H103ZM131 175V176H130ZM184 175V176H183ZM191 175H193L192 176V178H191V180H190V177H191ZM205 175H208V176H205ZM209 175H212V180L215 182V177L216 178H218L219 176V178L218 179H216V180H218V181H216L215 182V184H216V186H215V184H214V182L211 180V177L209 176ZM237 175V176H236ZM239 175V176H238ZM241 175V176H240ZM244 175H245V179H244ZM252 176L253 178H251V177H248V176ZM64 176H65V174H64ZM63 176V177H64ZM69 176H72V175H69ZM106 176V177H105ZM108 176V177H107ZM224 176H225V178L227 179V177H228V180H226L225 178H224ZM227 176V177H226ZM231 176V177H230ZM233 176H235V177H233ZM11 177V176H10ZM113 177V178H112ZM139 177H141L140 179H139ZM166 177V178H165ZM167 177H169L170 179L168 180L167 179ZM172 177V178H171ZM177 177V178H176ZM180 177V178H179ZM185 177V178H184ZM206 177H208V178H206ZM224 178V180H223V178ZM238 177V178H237ZM243 177V178H242ZM67 178H69V182H70V180H72L73 178L72 177H67ZM72 178V179H71ZM112 178V179H111ZM117 178V179H116ZM127 178V179H126ZM136 178V180H134ZM174 178H176L177 180H175ZM179 178V179H178ZM184 178V179H183ZM222 178V179H221ZM248 180H247V179ZM250 178V179H249ZM110 181H109V180ZM123 179H125V180H123ZM132 180V182H131V180ZM143 179V180H142ZM153 179V180H152ZM173 179V181H171ZM182 179V180H181ZM206 179H207V181L209 182V186L207 185L208 184V182H206ZM241 179V180H240ZM242 179H244V181L242 180ZM116 180V181H115ZM130 180V181H129ZM151 180V183L149 182ZM163 180V182H164V184H166V185H163V188H162V186H161V184H163V182H160V181H162ZM165 180H167V181H165ZM222 180V181H221ZM236 180V181H235ZM239 180V181H238ZM250 180V181H249ZM65 181V180H64ZM67 181V180H66ZM67 181V182H68ZM74 181V180H73ZM101 181V182H102ZM107 181V182H106ZM119 181V182H118ZM137 181V182H136ZM139 181V182H138ZM143 181V182H142ZM155 183H154V182ZM157 181V182H156ZM178 181H180L179 183H178ZM183 181V182H182ZM191 181V182H190ZM219 181H221V182H219ZM228 182V183H226V182ZM63 181H61V183H62ZM67 183V185L69 184V188L71 187L70 185H71V183L72 182H70V183ZM106 182V183H105ZM134 182V183H133ZM165 182H171V183H165ZM174 182H177V183H175L174 184ZM222 182H224V183H222ZM238 182V183H237ZM240 182V183H239ZM242 182V183H241ZM59 184V186L60 185H62V187H64V185L63 184ZM64 183V182H63ZM129 183V184H128ZM145 183V184H144ZM149 183V184H148ZM159 183H161V184H159ZM206 183V184H205ZM220 183H221V185H223V186H220ZM247 183V184H246ZM65 184V183H64ZM79 184V183H78ZM103 184V185H102ZM114 184V185H113ZM118 184H120L119 186H121V184H122V186L124 187H119L118 186ZM124 184V185H123ZM148 184V185H147ZM156 184V185H155ZM169 184H171L173 187H172V189L174 188V190H175V192L176 193H178V191H180L181 190V192L183 193H181V192H179L178 193V195H176V193L174 194V196L172 197V194H169V193H171L170 192V190L168 189V188H171V185H169ZM190 184V185H189ZM227 184V185H226ZM241 184V185H240ZM243 184V185H242ZM66 185V186H67ZM73 185V184H72ZM77 185V184H76ZM150 185V186H149ZM160 185V186H159ZM176 185V186H175ZM180 185V186H179ZM210 185H211V188H213V189H211L210 188ZM213 185V186H212ZM229 185V186H228ZM59 186H55V188L56 189H61V187H59ZM115 186V187H114ZM152 186V187H151ZM155 186V187H154ZM164 186H167V188L166 187H164ZM175 186V187H174ZM206 186L211 190V191H213L212 192V194L209 192V190H207L206 189ZM226 186H228V189H227V187ZM236 186V187H235ZM59 187V188H58ZM80 187V186H79ZM78 187V188H79ZM160 187V188H159ZM179 187V188H178ZM219 187H222L223 189H221V188H219ZM243 187V188H242ZM247 187V188H246ZM89 188H91V189H89ZM120 188V189H119ZM126 188V189H125ZM141 188V189H140ZM143 188V189H142ZM159 188V189H158ZM162 188V189H161ZM186 190H185V189ZM200 188H202V189H200ZM218 188L219 189H221L220 191H222L223 190V192L224 191H226V192H224V194H223V192L221 193L220 192V194H219V191H218ZM230 188V189H229ZM56 189H55V191H56ZM155 189H157V190H159V191H157V190H155ZM163 189H168L169 191V193H167L166 192V190H165V192L163 193ZM177 189H178V191H177ZM203 189H206V190H203ZM59 190L57 191V193L60 195V194H62V192L60 191L59 192ZM61 190H63V189H61ZM79 190H78V192H79ZM116 190V191H115ZM119 190V191H118ZM125 190V191H124ZM163 190V191H162ZM196 190V191H195ZM237 190V191H236ZM244 190V191H243ZM122 191V192H121ZM124 191V192H123ZM161 191V192H160ZM199 191V192H198ZM201 191H202V193H201ZM205 191V192H204ZM216 191V192H215ZM245 191H247V192H245ZM76 190L74 191V193L73 192H70V193H72L73 195H75L76 193ZM118 192V193H117ZM137 192H140V194L139 193H137ZM143 192V193H142ZM194 192V193H193ZM216 194H215V193ZM217 192H218V194H217ZM229 192V193H228ZM240 192V193H239ZM69 193V194H70ZM86 193H88V194H86ZM91 195H90V194ZM137 193V194H136ZM148 193V194H147ZM196 193V194H195ZM204 193V194H203ZM210 193V194H209ZM245 193V194H244ZM248 193V194H247ZM55 192H54V197H56L57 198V200H55L54 201V205L56 206V203L58 204V202H60L61 200V196L59 197L60 199H58V196H55ZM63 194H64V190H63ZM62 194V195H63ZM68 194V195H69ZM78 194V193H77ZM118 194H120V195H118ZM125 194V195H124ZM144 196H143V195ZM152 194V195H151ZM168 194V195H167ZM188 194H190V195H188ZM193 194H195L194 196H193ZM222 194V195H221ZM242 196V197H240V195ZM243 194V195H242ZM57 195V194H56ZM79 195H80V193H79ZM75 196V197H77V198H79L80 196ZM103 195V196H102ZM148 195V196H147ZM187 196V198H186V196ZM192 195V196H191ZM212 195V196H211ZM224 195V196H223ZM226 195H228V196H226ZM231 197H230V196ZM70 196H72V195H70ZM120 196V197H119ZM130 196V197H129ZM135 196V197H134ZM153 196V197H152ZM159 196V197H158ZM177 196H179V197H177ZM207 196V197H206ZM216 197L217 198V200H216V198H214V197ZM223 197V198H218V197ZM228 197V199L226 198V197ZM66 197H67V195H66ZM100 197V198H99ZM124 197V198H123ZM129 197V198H128ZM132 197V198H131ZM150 199H149V198ZM155 197V198H154ZM157 197V198H156ZM160 197H162V198H160ZM170 197V198H169ZM192 197V198H191ZM203 197V198H202ZM207 199H206V198ZM230 197V198H229ZM172 198V199H171ZM175 198V199H174ZM194 198V199H193ZM204 198H205V201H204ZM209 198V199H208ZM226 200H225V199ZM232 198H233V200H232ZM63 199V198H62ZM67 199V198H66ZM95 200V201H92V200ZM165 199V200H164ZM174 199V200H173ZM177 199H179L178 201H177ZM191 199V200H190ZM201 199V200H200ZM224 199V200H223ZM59 200V201H58ZM78 200H80V199H78ZM120 200V201H119ZM127 200H130V202L129 201H127ZM132 200H133V202H132ZM135 200V201H134ZM154 200H156L155 202H154ZM163 200V201H162ZM167 200H169V201H167ZM174 202H173V201ZM175 200H176V202H175ZM189 200V201H188ZM193 200L195 201V202H193ZM220 200V201H219ZM228 200H230V202H232V203H230V202H228ZM232 200V201H231ZM58 201V202H57ZM63 201V200H62ZM62 201L60 202L61 204H62ZM85 201V202H86ZM89 201L91 202V203H89ZM172 201V202H171ZM187 201V202H186ZM191 201V202H190ZM221 201H222V203H221ZM225 201H227V204H226V202ZM242 201H243V203H242ZM123 202V203H122ZM128 202V203H127ZM160 202V203H159ZM162 202V203H161ZM178 202V203H177ZM183 202V203H182ZM189 202V203H188ZM205 202V203H204ZM246 202V203H245ZM60 203H59V205H60ZM131 203V204H130ZM167 203V204H166ZM170 203V204H169ZM202 203V204H201ZM229 203V204H228ZM241 203V204H240ZM92 204H93V206H92ZM120 204V205H119ZM165 204V205H164ZM169 204V205H168ZM174 204V205H173ZM192 204H194V206L192 205ZM205 204V205H204ZM226 204V205H225ZM248 204V205H247ZM59 205H57L56 207H58V208H60L59 207ZM123 207H122V206ZM135 205V206H134ZM172 205V206H171ZM197 205V206H196ZM201 205V206H200ZM204 205V206H203ZM247 205V206H246ZM88 206V207H87ZM121 206V207H120ZM134 206V207H133ZM143 206V207H142ZM144 206H146V207H144ZM166 206V207H165ZM173 206H175V207H173ZM210 206H211V208H210ZM213 206V207H212ZM246 206V207H245ZM89 207H92V208H89ZM99 207V208H98ZM142 207V208H141ZM193 207H194V209H196V210H194L193 209ZM201 207H203V208H201ZM97 209V211H96V209ZM245 208V209H244ZM91 209H92V211H91ZM145 209V210H144ZM216 209V210H215ZM89 210V211H88ZM99 210V211H98ZM101 210V211H100ZM243 210L245 211V212H243ZM77 211V210H76ZM78 211L76 212V213H78ZM94 211H96V215H95V212ZM223 211V212H222ZM80 212V213H81ZM101 212V213H100ZM139 212H141V213H139ZM169 213V215H167L168 213ZM85 213V214H84ZM98 213V214H97ZM172 213V214H171ZM222 213H224V214H222ZM88 216H87V215ZM174 214V215H173ZM198 214V215H197ZM73 215V214H72ZM84 215V216H83ZM85 215H86V217H85ZM94 215V216H93ZM99 217H98V216ZM146 215V216H145ZM166 215H167V217H166ZM78 217H80V219L78 218ZM140 217V218H139ZM214 217V218H213ZM98 219V220H97ZM100 219V220H99ZM145 219V220H144ZM167 219V220H166ZM170 219V220H169ZM91 220V221H90ZM169 221V222H168ZM80 222V223H81ZM91 222V223H90ZM171 222V223H170ZM86 223H87V225H86ZM95 223V224H94ZM159 223V224H158ZM170 223V224H169ZM98 224V225H97ZM161 224H162V226L164 227L165 226V228H163V227H161ZM164 224V225H163ZM172 224V225H171ZM205 224V225H204ZM149 225V226H148ZM170 225V228H168V226ZM174 225V226H173ZM218 225V226H217ZM230 227H229V226ZM91 226V227H90ZM160 226V227H159ZM171 226H173L172 227V229H171ZM177 226V227H176ZM187 226H188V228H187ZM190 226V227H189ZM217 228H216V227ZM228 226V227H227ZM234 226V227H233ZM95 227V228H94ZM142 227V228H141ZM147 227H149L150 228V231L148 230L149 228H147ZM166 227H167V229H166ZM178 227H181V228H178ZM186 228V229H188V230H186V229H184V228ZM143 228H144V230H143ZM160 228V229H159ZM189 228L191 229V230H189ZM224 230H223V229ZM234 228V229H233ZM91 229V230H90ZM165 229L167 230V231H165ZM169 229H170V231H171V233H170V231H169ZM179 231H178V230ZM196 229V230H195ZM174 230H175V233H174ZM180 230L182 231V232H180ZM185 230V231H184ZM88 231V232H87ZM94 232V234H93V232ZM162 231V232H161ZM165 233H164V232ZM97 232V233H96ZM168 234H167V233ZM180 233V234H178L179 236H177V233ZM96 233V234H95ZM166 235V236H165ZM174 235V236H173ZM165 236V237H164ZM70 237V238H71ZM167 237V238H166ZM165 240H164V239ZM178 238V239H177ZM81 239H82V241H81ZM173 239H174V241H173ZM92 240H93V242H92ZM143 240V241H142ZM145 240V241H144ZM167 240L169 241V242H167ZM170 240H172V241H170ZM91 241V242H90ZM96 241V242H95ZM146 241H148V243L146 242ZM151 241V242H150ZM178 241V242H177ZM180 241V242H179ZM141 242H142V244H141ZM161 242V243H160ZM166 242H167V244H166ZM170 242L172 243L173 242V244L174 243H176V244H174V247H173V244H172V247H171V244H170ZM190 242H191V244H190ZM57 243V242H56ZM56 243H55V245H56ZM90 243V244H89ZM149 243H150V246H149ZM160 243V244H159ZM78 246H77V245ZM143 244H145V245H143ZM154 244H155V246H154ZM163 244H164V246H163ZM169 244V245H168ZM180 244V245H179ZM59 245V244H58ZM167 245V246H166ZM176 245V246H175ZM77 246V248H79V249H77V248H75ZM85 246H86V248H85ZM146 246H148V248L146 247ZM154 246V247H153ZM170 246V248H168ZM60 247V245L57 247V245L56 246H54L53 247V249H52V252H51V255H52V258H53V260H52V263L53 264H61V263H58V261L60 262V259L58 260V258H57V256H59V255H57V253H58V251L60 250V249H58ZM146 247V248H145ZM166 247H167V249H166ZM178 247V248H177ZM83 248L85 249L84 251H83ZM77 249V250H76ZM154 250V251H153ZM83 253H82V252ZM59 253H60V251H59ZM73 258H74V260H73Z\"/></svg>",
  "mask_w": 264,
  "mask_h": 264
},
{
  "label": "bare ground",
  "instance_id": "6f19581e",
  "mask_svg": "<svg viewBox=\"0 0 264 264\" xmlns=\"http://www.w3.org/2000/svg\"><path fill=\"white\" fill-rule=\"evenodd\" d=\"M132 1V0H131ZM130 0L128 1L127 0V3L128 2H130V3H136L137 2V0H136V2H134V1H132L131 2ZM141 1V0H140ZM142 1H145L144 3L145 4H143V2H140L141 3V5H139V6H136V8H138V9H140V11L137 9V11H138V14L137 15H139L138 17L139 18H141L142 20L143 19H145L146 20V22H144L143 21V23H142V21H140L139 20V18L137 17V19H138V21L139 22H141L143 25H146V24H148V26L146 27V29H145V26L142 28V24H139V22H138V24H139V26H138V29H136V30H138V33L140 34V36L138 35V39L139 38H141V35H143V33H145L146 31H148V29H150L152 26L154 27V21L156 20V23H158V21H159V23H161L160 25H159V23H158V26H157V24H156V27L159 29V27H160V29H159V32H160V30L161 31H163V33H165V31L167 30V27H169V25L171 26V24H168L167 22L169 21V19H170V21H172V20H176L177 21V17H178V14L175 16L173 13H177V12H179L180 10V6L182 5L183 6V10H182V12H186L187 11V7H188V5H187V3H190V5L191 4H193L194 2H195V4H196V0L194 1V0H192V1H190L189 2V0L186 2V0H184L183 2L182 1H178V0H167V1H165L166 3L165 4H163L164 3V0H163V3L161 2L162 0H159L160 1V4H163V5H165V6H161L160 4V6H161V9H160V12L161 11H163V13H165V16H166V14H168L167 13V11L170 13V14H168V16H163L164 14L161 12L160 14L158 13V12H155V10L154 11H151L153 8H152V6L153 5H155L156 6V8L157 7H160L157 3H159L158 2V0H151V1H146V0H142ZM153 1V2H152ZM157 3H156V2ZM171 2L172 1V3H169V2ZM180 3V2H182V3H180V5L177 3ZM194 1V2H193ZM199 1H201V0H197V3L199 4L198 6H200V7H196L197 8V10L199 9V8H201V6H202V2H204V0H202L201 2H199ZM205 1H207V0H205ZM220 1H222V2H224V0H219L218 2H220ZM229 1V0H228ZM227 1V2H228ZM232 1V2H231ZM231 1H229L230 3H232V6H235V5H233V2H234V0H231ZM239 1V0H238ZM242 1V0H241ZM244 1V0H243ZM120 2V0H0V264H53L52 263V260H53V258H52V255H51V252H52V249H53V247L54 246H56L57 245V247L60 245V247L58 248V249H60L59 251H60V253H59V251H58V253H57V255H59V256H57V258H58V260L60 259V262L58 261V263H61V264H74V263H71L72 262V257H74V256H71V255H73L72 253H71V251H74V249L72 250L71 249V247L73 246V242L75 241L74 239H76L77 241H75L74 242V246H75V243H77L80 239L79 238H82V236L81 237H78V239H77V235L79 236V234L77 233V234H74L75 232H76V230H75V227H76V229H77V231L79 230V233H80V231H81V227H83L82 226V224L84 223V221L86 222V220L85 219H80V217H78L80 220H83L81 223L80 222H78L77 220H76V222L78 223H73L74 221V218L76 219L77 217H74V215L75 214H77V215H81V214H83V211H85V210H83V208L85 207V205H87V204H85V203H87V199L86 198H89V197H86L87 195H85L84 196V194L85 193H81L80 192V190L79 189H81V190H83V192H86L87 191V189H86V191H85V187L87 188V187H89L90 185H92L93 184V191L92 190H90V193L91 192H95L94 194H92V196L94 195H100L99 193H100V183H103V179L101 180L100 179V173L102 172H100V167H101V163H100V161H101V159L103 158V156H102V158L100 159V154L102 153V149H103V147H102V145H104L103 143V139L100 137V136H102V133L104 134L105 132H106V130H107V125H109L108 123H110L111 122V124L114 126V134L112 133V135H113V137H114V139H112V140H114V141H112V140H110L109 139V145H117V147L118 148H116V146H114L115 147V151L114 152H117L115 155H117L116 157H117V159L116 158H114V160L116 159V160H118V162H115L114 160L112 161L114 164L113 165H111L113 168H115V166L114 165H117L116 166V171H115V169L112 171L111 170V172H112V174H113V172H116L118 175H119V172H118V170L120 171V172H123L124 171V173H125V171L127 170V172L129 171L128 169H131V167H129L130 166V164H129V166H125V165H123V153L125 154V152L123 151V146H126V144H127V142L125 143V139H123L124 137L123 136H128V134L130 133V131H129V133H128V129H129V127L135 122V119L133 120V119H131V120H133V121H131L132 122V124H130L129 125V123H131L130 121H127V119L130 117L129 115H130V113H131V111L130 110H132V107H131V109H130V106H129V102L127 103V105H128V107H125V108H123V107H120V106H127V105H124V103H125V98L126 97H128L126 94L125 95H123V96H126L125 98L124 97H122V98H120V99H123L124 100V102H123V100H121L120 102L118 101V93L117 94H115V91H116V85L117 84H119V74L121 73H118L117 74V69H118V66H117V61H119V58H118V60H117V56L118 55H121V54H118V55H116V53H118V50L119 49H117L116 50V42H118L117 41V36L118 35H120L121 34V30L119 31L120 33L119 34H117L118 33V31L117 30H119L120 28H118L117 29V26L119 27L120 25H119V23H121V22H118V25H117V21H119V20H117V16H119V17H121L120 15H118V14H120V11H118L119 9L118 8H120V7H124L125 9H127V8H129V6L126 8V6H124V4H125V0H124V2H123V6H122V4H120V7H119V5H118V3ZM138 2H139V0H138ZM150 2H152V3H154V4H152L151 5V8L152 9H149L148 7H150ZM191 2H193V3H191ZM214 2H216V0L214 1ZM213 1L211 2V4H210V6L212 5V3H214ZM225 2H226V0H225ZM224 2V3H225ZM229 2L227 3L228 5H229ZM240 2V1H239ZM238 2V3H239ZM245 2V1H244ZM250 2V1H249ZM256 2V1H255ZM129 3V4H130ZM148 3V4H147ZM167 3H169V5L167 4ZM200 3H201V5H200ZM208 3H210V0H208V2L206 3V4H208ZM221 3V2H220ZM220 3H218V5H220ZM224 3H221V4H224ZM242 3V2H241ZM241 3H239V4H241ZM256 3H258V4H260V3H263V1L262 2H259V0H257V2ZM128 4V5H129ZM137 4H139V3H137ZM142 4H143V6H144V8L146 7V6H148L147 7V10H146V8L145 9H142L143 8V6H142ZM186 4V5H185ZM205 4V3H204ZM203 4V5H204ZM254 4V3H253ZM127 5V4H126ZM131 5H132V9H131ZM130 5V9L131 10H135L134 8H133V6H135V5H133V4H131ZM209 5V4H208ZM214 5H216L217 6V4L215 3V4H213V6ZM227 5V6H228ZM238 5V4H237ZM242 5H244L245 6V4H242ZM241 5V6H242ZM248 6H249V3L247 4ZM251 5H252V3H251ZM141 6H142V8H141ZM155 6H153L154 8H155ZM193 6V8H195L194 7V5H192ZM192 6H191V8H188V9H190L191 10V12H192V10H193V8H192ZM213 6H211V7H213ZM222 6H224V7H226L225 5H221L220 7L222 8ZM238 6H240V5H238ZM241 6H240V8H241ZM254 6H256V8H257V4L256 5H254ZM253 6V7H254ZM162 7H164L163 9H162ZM190 7V6H189ZM208 8H209V6H207ZM210 7V9H212ZM215 7V6H214ZM219 7V8H220ZM237 7V6H236ZM247 7V6H246ZM259 7V6H258ZM260 7H261V5H260ZM122 8H120V10L122 9ZM202 8L204 9V7L202 6ZM207 8V9H208ZM217 8H218V6H217ZM230 8V7H229ZM240 8H238V9H240ZM256 8H253L252 10H254L255 9V11H257L256 10ZM125 9H122L121 11L123 12V11H126ZM129 9V10H130ZM141 9L143 10L142 12H141ZM202 9V11H204ZM206 9V10H207ZM241 9H243V8H241ZM247 9V8H246ZM246 9H244V13H246L245 12V10ZM251 8H249V9H247V10H249V11H251V13L253 14V11L252 10H250ZM261 10H263L262 8H260ZM149 10H150V12H149ZM179 10V11H178ZM196 9H194V11L191 13L190 11H188L189 13H190V15L191 14H196L195 11ZM200 11H201V9H199ZM198 10V11H199ZM205 10V11H206ZM214 10H215V8H214ZM222 10H225V9H222ZM221 10V11H222ZM235 10V9H234ZM136 11V10H135ZM136 11V12H137ZM145 11V12H144ZM158 11V10H157ZM165 11V12H164ZM177 11V12H176ZM198 11H197V13H198ZM211 11V10H210ZM228 11V10H227ZM232 11V9L230 8V12ZM237 11V10H236ZM259 11V10H258ZM119 12V13H118ZM128 12H132V11H127V13ZM136 12H134V13H136ZM156 14H159V16L160 17H162L163 19H159V20H157V18H159L158 17V15H151V14H154V13ZM182 12H180V13H182ZM185 12L184 13H182V14H180V15H183L184 16V14H185ZM217 13L218 12H220V10L219 11H216ZM233 12V11H232ZM239 12V11H238ZM237 12V13H238ZM241 12V11H240ZM260 13H261V11H259ZM258 12V13H259ZM264 12V11H263ZM126 13V14H127ZM133 12H132V14H134ZM146 14V16H143L144 14ZM148 13V14H147ZM150 13V14H149ZM206 13V12H205ZM213 14H214V11L212 12ZM216 13V14H217ZM229 13V12H228ZM247 13H248V11H247ZM256 13V12H255ZM122 14H124V13H122ZM121 14V15H122ZM125 14V16H124V18H125V20H126V15ZM143 14V15H142ZM161 14H162V16H161ZM207 14H210L209 12H207ZM222 14V13H221ZM239 14V15H238ZM237 14V16H234V18H238L239 19V16H240V13H238ZM242 14V13H241ZM252 14H251V16H252ZM263 14V13H262ZM261 14V15H262ZM135 15V14H134ZM169 15L170 16H172V20H171V18L169 17ZM186 15H189V14H185V16L184 17H182V20H183V18L185 19V20H183L184 22L186 21V19L189 17V19H191L190 18V15L189 16H186ZM194 15H191V17H192V20L194 19V20H197V19H195V17H194ZM232 15V14H231ZM248 15V14H247ZM264 15V14H263ZM131 16V14L129 13L128 14V19L130 20H128L127 19V22H131L132 21V16ZM143 18H142V17ZM149 16H154V21L152 22V20L151 21H149L150 20V18L151 17H149ZM156 16H157V18H156ZM198 16V15H197ZM199 16H200V14H199ZM202 16H205L204 15V13H203V15ZM210 16V15H209ZM212 16H214V15H212ZM219 16H220V13H219ZM222 16V15H221ZM226 16V15H225ZM257 16V15H256ZM255 15H254V17L253 18H255L256 17ZM260 16V15H259ZM144 17H146V18H144ZM168 17H169V19H168ZM176 17V18H175ZM201 17V16H200ZM211 17V16H210ZM232 17H233V15H232ZM247 19H249L250 21H251V17L250 18H248L249 16H245ZM153 18V17H152ZM164 18H166V19H168V21L166 20V21H163L164 20ZM197 18V17H196ZM199 18V17H198ZM203 18V17H202ZM205 18H206V16H205ZM205 18H203V20L205 19ZM212 18V17H211ZM214 18V17H213ZM217 18L218 19H220V21H221V17H218V14H217ZM226 18H228V17H226ZM229 18H230V16H229ZM233 18V19H234ZM242 18V20L244 19V17H241ZM241 18H240V20H241ZM258 18V17H257ZM137 19L136 20H134V21H132L131 23L133 24L134 22H137ZM149 19V20H148ZM181 19V18H180ZM200 19V18H199ZM216 19V18H215ZM217 19V20H218ZM124 20V19H123ZM179 20V19H178ZM216 20V21H217ZM223 20V19H222ZM235 20V19H234ZM237 20V19H236ZM239 20V21H240ZM241 20V21H242ZM249 20H247V21H249ZM253 20V19H252ZM256 20V19H255ZM255 20H253V21H255ZM257 20H260L259 18L257 19ZM256 20V21H257ZM264 20V19H263ZM122 21V20H121ZM161 21V22H160ZM181 21V20H180ZM187 21H189V20H187ZM191 21V20H190ZM207 21V20H206ZM219 20L217 21L218 23H214V24H217V25H215L214 27L216 28V27H219L220 26V24L219 23H221V22H223V21H221L220 22ZM225 21V20H224ZM228 21V20H227ZM230 21V20H229ZM238 21V22H239ZM252 21V27H253V29L254 28H257V27H255L254 25H255V22H253ZM126 22V21H125ZM125 22H123L122 21V23H125ZM150 22H152V23H150ZM162 22L165 24V26H164V24H162ZM173 22V21H172ZM175 22V21H174ZM178 22V21H177ZM182 22V21H181ZM194 22V21H193ZM197 22H199L198 20H197ZM214 21L212 20V23H213ZM237 21H236V23H238ZM122 23H121V25H122ZM131 23H129L130 25H131ZM169 23H171V22H169ZM179 23V22H178ZM196 23V22H195ZM205 23V22H204ZM212 23H210V25L207 23V26L209 25V27L210 26H212L211 24ZM231 23H234L233 21H231ZM236 23H234V26L235 27H233V31L235 30L234 28H236V25H238V24H236ZM243 23H245V21L243 22ZM249 24H251V22H248ZM261 23H262V21H261ZM260 23V24H261ZM44 24H46V25H44ZM126 24V25H125ZM124 25L125 26H127L128 27V29H130V27L132 26H130L129 24V26L127 25V23H125ZM138 24H136V25H138ZM152 24V25H151ZM167 24H168V26H167ZM173 24V23H172ZM183 24V23H182ZM225 24H226V22H225ZM247 24V22L245 23V25ZM254 24V25H253ZM256 24H257V22H256ZM133 25H135V23L133 24ZM161 25L163 26V28H166L165 29V31H164V29L162 30V28H161ZM197 25H199V24H197ZM206 25V24H205ZM204 25V26H205ZM230 25V24H229ZM240 25V24H239ZM243 25V24H242ZM264 25V24H263ZM125 26H123V27H125ZM141 26V27H140ZM150 26V28H148ZM167 26V27H166ZM173 26V25H172ZM203 26V25H202ZM222 26V25H221ZM135 27V26H134ZM133 26L131 27V30H130V32H129V34L131 35V38L132 37H135V36H132L133 34L135 35L136 34V30H135V28H134ZM177 27V26H176ZM175 27V28H176ZM192 27V26H191ZM200 27V26H199ZM213 27V28H214ZM226 27H228V26H226ZM238 27H241V25L240 26H238ZM244 27V26H243ZM245 27H247V26H245ZM248 27H249V25H248ZM134 28V30L136 31V32H134L133 33V31H132V29ZM136 28H137V26H136ZM141 28L143 29V30H141ZM183 28V27H182ZM184 28H185V26H184ZM186 28H187V26H186ZM189 28V27H188ZM207 27H205V29H206ZM212 27H210V29H211ZM214 28V29H215ZM225 28V27H224ZM223 28V29H224ZM263 28V27H262ZM124 29V28H123ZM125 29H126V27H125ZM124 29V31H125V33L127 32L128 33V31L127 30H125ZM153 31L155 30V28H151ZM158 29H156V30H158ZM169 30H171L170 29V27L168 28ZM180 29V28H179ZM198 29V28H197ZM204 29V28H203ZM201 30V33H203V31L205 30ZM217 30V33H218V35L219 36H221L219 33H220V31L222 30H220L219 31V29L220 28H216ZM228 29V28H227ZM237 29V28H236ZM245 28H243L242 29V31L244 30ZM146 30V31H145ZM176 30V29H175ZM182 30V29H181ZM199 30V29H198ZM207 31H208V28L206 29ZM231 30V29H230ZM238 30H240V29H238ZM246 30H248L249 31V28L248 29H246ZM255 30V29H254ZM145 31V32H144ZM151 31V30H150ZM152 31V32H153ZM174 31V30H173ZM179 31V30H178ZM191 31V30H190ZM197 31V30H196ZM213 31V30H212ZM211 31V32H212ZM219 31V32H218ZM227 32L229 31V30H226ZM225 31V32H226ZM232 31V32H233ZM241 31V30H240ZM239 31V32H240ZM259 31H260V29H259ZM263 30H261V32H262ZM189 32V31H188ZM224 32V33H225ZM236 32V31H235ZM246 32L247 31H245V34H246ZM249 32H252V31H249ZM261 32H259V37H260V39L261 40H263V42H264V38H261L262 37V35L263 34H261ZM39 33V34H38ZM124 33V34H125ZM137 33V34H138ZM142 33V34H141ZM149 34V32H146L145 33V35H143V42H144V44H143V42L141 43V39H139L136 43H138V46L140 47V48H142L143 50H146V46H147V44L149 45V43L150 42H152L151 40H153V39H151L152 38V36H151V34H150V36H148V34ZM151 33V32H150ZM154 33H155V31H154ZM156 33H157V31H156ZM167 33L169 34V31L168 32H166V34H165V36L167 35ZM182 33H184V32H182ZM199 33V32H198ZM210 33V32H209ZM215 33V35H213ZM217 33L214 31L213 32V34H212V36L213 37H211L212 38V42H211V48L210 49H213V51H214V53H213V51L209 54L210 55V58H208L209 60L210 59H212L213 58V55H215V51H216V49L217 48H215L216 47V45H217V43H218V40L221 38V37H219L218 35H217ZM222 33V32H221ZM254 33H255V31H254ZM257 33V32H256ZM263 33V32H262ZM146 34H147V36H146ZM159 34V33H158ZM161 34V33H160ZM187 34V33H186ZM211 34V33H210ZM233 34V33H232ZM258 34V33H257ZM172 35V33H171V31H170V35H167V37H165V36H163L162 37V35H161V37L160 38H163V39H161L160 41H161V44H160V41H159V39L158 38H156V41L157 42H155V45H157L156 43H159L158 45V47H160L164 42H162L163 40H165V38H167L166 39V42H167V44H165V47L167 46V45H170L169 43H170V38L171 37H168V36H171ZM181 35V34H180ZM196 35V34H195ZM203 35V34H202ZM229 35H230V33H229ZM234 35V34H233ZM240 35H243V34H240ZM250 35H251V33H250ZM121 36H123V35H121ZM126 36V35H125ZM158 37V35L156 34L155 35V37ZM192 36H194V34L192 33ZM206 36V35H205ZM210 36L211 35H209V39H210ZM226 36V35H225ZM227 36H228V34H227ZM232 36V35H231ZM246 36V35H245ZM248 36V35H247ZM253 36V35H252ZM258 36V35H257ZM264 36V35H263ZM128 37V36H127ZM147 37L149 38V37H151V38H149V39H147ZM165 37V38H164ZM176 37V36H175ZM174 37V38H175ZM189 37H190V39H191V35H189ZM196 37V36H195ZM194 37V38H195ZM207 37V36H206ZM205 37V38H206ZM237 37V36H236ZM236 37H235V39H236ZM249 37V36H248ZM258 37V38H259ZM79 38V39H78ZM119 38V37H118ZM129 38H130V36H129ZM128 38V39H129ZM153 38H154V36H153ZM180 38V37H179ZM198 39H200L199 38V36L197 37ZM202 38H204V37H202ZM229 38V37H228ZM231 38V37H230ZM241 38V37H240ZM239 38V39H240ZM245 38H247V37H245ZM252 38V37H251ZM78 39V44L80 43L81 45V54H80V57L78 56V55H76V56H78L77 58L74 56V60H75V58H76V60H75V62H76V65H72L73 66V69L74 70H76L77 69V71H75L76 73H74V70H71V71H73L72 72V74H73V76H71V72H69V74H68V69H69V62H70V60L71 59H73V58H70L71 56L70 55H72V54H70L71 52L73 53V51L75 52L76 50H78V53L80 52L79 51V49H80V46H79V49H76L77 47H75V50H72L71 51V49H72V47H70V45H76V44H72V42L73 43H75L76 42V40ZM137 39V38H136ZM146 39L149 41V42H146ZM169 39V41H167ZM172 39V38H171ZM187 39H188V36H187ZM208 39V38H207ZM222 39V38H221ZM227 39V38H226ZM233 39V38H232ZM235 39H234V41H233V43H235L236 41H235ZM243 39V38H242ZM247 39H249V38H247ZM73 40H75V41H73ZM118 40H120V38L118 39ZM122 40V39H121ZM132 40H133V38H132ZM132 40L131 39H129V41H127L128 43L129 42H131L132 43V45H133V42H132ZM176 40V39H175ZM174 40V41H175ZM180 40V39H179ZM182 41H184L185 40V36H184V40L183 39H181ZM195 40V39H194ZM197 40V39H196ZM228 40V39H227ZM227 40H224V41H227ZM251 40V39H250ZM123 41V40H122ZM134 41H135V39H134ZM140 41V42H139ZM159 41V42H158ZM173 41V42H174ZM189 41V39L187 40V43H189L188 42ZM223 41V42H224ZM241 41V40H240ZM246 41H248V40H246ZM245 41V42H246ZM257 41V40H256ZM256 41H255V43H256ZM125 42H126V39H125ZM169 42V43H168ZM173 42H172V44H173ZM186 42V41H185ZM196 42V41H195ZM194 42V43H195ZM197 42H198V40H197ZM200 42V41H199ZM199 42L198 43H196V44H199ZM209 42V41H208ZM209 42V43H210ZM230 42V41H229ZM232 42V41H231ZM242 42V41H241ZM131 43H130V45H131ZM135 43V44H136ZM141 43V44H140ZM146 43V44H145ZM181 43V42H180ZM179 43V44H180ZM183 43V42H182ZM181 43V44H182ZM186 43V44H187ZM193 43V44H194ZM204 43V44H203ZM207 43V42H206ZM205 43V41L204 42H202V44L203 45H205L206 44ZM246 43H249V42H246ZM245 43V44H246ZM251 43V42H250ZM249 43V44H250ZM254 43V44H255ZM257 43H258V41H257ZM119 44V42L117 43V45ZM125 44V43H124ZM175 44V43H174ZM183 44H185V43H183ZM185 44V45H186ZM190 44H192L191 43V40H190V43H189V45ZM195 44V46L198 48V49H196L197 51L198 50H200V48L202 47L201 45V47L199 48L197 45ZM201 44V43H200ZM220 44V43H219ZM230 44V43H229ZM228 44V45H229ZM241 44V43H240ZM239 44V45H240ZM252 44V43H251ZM259 45H260V47H261V45H262V50H264L263 48V44L261 43V41H260V43H258ZM120 45V44H119ZM118 45V46H119ZM145 45V46H144ZM177 45V44H176ZM206 45H208V44H206ZM235 45V44H234ZM238 45V44H237ZM236 45V46H237ZM244 45V44H243ZM253 45V44H252ZM251 45V46H252ZM127 46V45H126ZM138 46H136L135 45V48L137 47L139 50H140V48L138 47ZM142 46V47H141ZM164 46V45H163ZM171 46V45H170ZM170 46H168L169 48H170ZM175 46V45H174ZM192 46V45H191ZM195 46H194V49L192 48V47H189V46H187L186 45V47L187 48H189V50H190V48H192L194 51H195ZM209 47H210V45H208ZM207 46V47H208ZM213 46V47H212ZM223 46V45H222ZM227 46V45H226ZM233 46V45H232ZM235 46V47H236ZM245 46V45H244ZM244 46H242V47H244ZM247 46V45H246ZM245 46V47H246ZM250 46V47H251ZM256 46H257V44H256ZM123 47H124V45H123ZM145 49H144V48ZM157 47V49L159 50L160 49V51L161 50H163V52H165V50L166 49H168V47H166V49H164V47H161V48H158ZM172 47H173V45H172ZM176 47V46H175ZM174 47V48H175ZM182 47V46H181ZM207 47H206V49H207ZM218 48L220 47V45L219 46H217ZM231 47V46H230ZM230 47H228L227 48V50H230ZM241 47V45L240 46H238V48H242ZM125 48V47H124ZM132 48H133V46H132ZM134 48V49H135ZM148 48V47H147ZM150 48V47H149ZM148 48V49H149ZM163 48V49H162ZM173 48V50H172V48H170L171 49V51L173 52L175 49ZM178 48V47H177ZM186 48V50H188ZM203 48V47H202ZM202 48H201V50H202ZM248 48V47H247ZM73 49H74V47H73ZM121 49V48H120ZM128 49H131L130 47L128 48ZM137 49V50H138ZM152 49V48H151ZM157 49H155V52L157 51V53L155 54V52H154V50L152 51L154 54H155V56L158 54V56H156V57H160V55H162V54H165V53H169L170 52V54H171V51H169V52H165V53H163L162 51V53L161 52H159L158 53V50ZM184 49V46H183V48H182V50ZM191 49V51H193ZM205 49V50H206ZM245 49V48H244ZM254 49V48H253ZM255 49H256V47H255ZM260 49V50H261ZM124 50V49H123ZM150 50V49H149ZM177 50V49H176ZM175 50V51H176ZM181 50V49H180ZM179 50V51H180ZM185 50V49H184ZM188 50V51H189ZM208 50V49H207ZM218 50L219 49H217V52L216 53H218ZM220 50H221V48H220ZM233 50V49H232ZM248 50V49H247ZM256 50H259V49H256ZM260 50H259V52H260ZM41 51H42V53H41ZM71 51V52H70ZM129 51V50H128ZM133 51H135V50H133ZM193 51V52H194ZM210 51V50H209ZM224 51H225V49H224ZM241 50L239 49V52H240ZM253 51V50H252ZM125 52V51H124ZM137 52V51H136ZM135 52V53H136ZM139 53H140V51H138ZM145 52H147V50L146 51H143L141 54H142V56L144 57L145 55H144V53ZM184 52V51H183ZM193 52H190V54L191 53H193ZM199 52H201V51H199ZM203 52H205V51H203ZM207 52V51H206ZM225 52H229V51H225ZM235 52H236V49H235ZM251 52V51H250ZM263 52L264 51H262V54H263ZM122 53H123V51H122ZM148 53V52H147ZM153 53L151 54V55H153ZM179 53V52H178ZM177 53V54H178ZM181 53V52H180ZM185 53V52H184ZM188 53L189 52H186V54L188 55ZM195 53H197L198 54V52H195ZM195 53H193V58H195ZM222 53V52H221ZM226 53V54H227ZM241 53H243V51L241 52ZM245 53V52H244ZM253 53H255V52H253ZM256 53H258V52H256ZM256 53L254 54V55H256ZM43 54V55H42ZM70 54V55H69ZM125 53H123V55H124ZM137 54V53H136ZM173 54L175 55V52H173ZM189 54V55H190ZM196 54V56H198ZM203 54V53H202ZM225 54V55H226ZM262 54H260V55H262ZM73 55H75V54H73ZM126 55V54H125ZM128 55V54H127ZM138 55L140 56V57H142L140 54H137V58H138ZM166 55V54H165ZM168 55V54H167ZM166 55V56H167ZM173 55V56H174ZM205 55L207 56V53H205ZM221 55V54H220ZM243 55V54H242ZM247 55V54H246ZM246 55H245V57H246ZM131 56V55H130ZM130 56H128L129 58H130ZM133 56H134V59H133V62L135 61V59H136V63L137 62H139V60L141 59L140 57V59L138 60L135 56L136 55H134V53H132V58H133ZM147 56V55H146ZM154 56V55H153ZM164 56V55H163ZM162 56V57H163ZM176 56V55H175ZM179 56V55H178ZM184 56V55H183ZM183 56L181 57V59L183 58ZM206 56H205V58H206ZM218 56H219V53H218ZM229 56V55H228ZM237 56H238V54H237ZM257 57H259L258 55H256ZM264 55H262V56H260V57H263ZM118 57H120V56H118ZM122 57V59H124L123 58V56H121ZM142 57V61H147L146 59H144ZM151 57V56H150ZM162 57H160V60H161V58ZM169 56H167V58H168ZM188 57V56H187ZM191 57V59H192V56H190ZM199 57V56H198ZM212 57V58H211ZM221 57H223L222 55H221ZM226 57V56H225ZM230 57V56H229ZM231 57H233V56H231ZM252 57V56H251ZM43 58V59H42ZM44 58H46V60L44 59ZM69 58H70V60H69ZM166 58V57H165ZM165 59L166 60V63L168 64H170V60H171V56H170V62L168 61V59ZM174 58V57H173ZM176 58H177V56H176ZM179 58V57H178ZM189 58V57H188ZM188 58H186V59H188ZM220 58V57H219ZM244 58V57H243ZM144 59V60H143ZM157 59V58H156ZM156 59H154L153 57H152V60L151 61H154V60H156ZM159 59V58H158ZM164 59V58H163ZM162 59V60H163ZM185 59V60H186ZM195 59H197V57L195 58ZM207 59V62H206V69H207V71L205 70V67L203 66V68L202 69H204L203 71L204 72H206V73H210V74H212L213 73V71L214 70H211V66H210V62H211V60H210V62L208 63V60ZM214 59V58H213ZM226 59V58H225ZM233 59V58H232ZM248 59H249V57H248ZM251 59V58H250ZM262 59V58H261ZM263 59H264V57H263ZM262 59V60H263ZM128 60V59H127ZM131 61H132V59H130ZM128 61V63H127V61H126V63L127 64H129V62H131V61ZM174 60V59H173ZM183 60H184V58H183ZM189 60H190V58H189ZM194 60V59H193ZM216 61H217V58L215 59ZM221 60V59H220ZM227 60V59H226ZM244 60V59H243ZM246 60H247V58H246ZM256 60V59H255ZM260 59H258V61H259ZM261 60V61H262ZM72 61V60H71ZM122 61V60H121ZM124 61H125V59H124ZM168 61V62H167ZM179 61V60H178ZM186 61H188V60H186ZM192 61V60H191ZM195 61H197V60H195ZM237 61V60H236ZM235 61V62H236ZM132 62V64H130L129 65V67H131V65H133L134 63ZM161 61H159L158 63H160ZM165 62V61H164ZM180 62H182V60H180ZM189 62V61H188ZM213 62V61H212ZM212 62H211V64H212ZM219 62V61H218ZM225 62V61H224ZM227 62V61H226ZM231 62V61H230ZM233 62V61H232ZM244 62V61H243ZM243 62H242V65H243ZM257 62V61H256ZM260 62V61H259ZM71 63V62H70ZM74 63V61L72 62V64ZM120 61H119V66H120ZM122 63H123V61H122ZM125 62H124V64H126ZM135 63V64H136ZM145 63V62H144ZM149 63H150V60H149V62L147 63L148 65H149ZM161 63H163V62H161ZM160 63V64H161ZM165 63V64H166ZM172 63H174V62H172ZM171 63V64H172ZM182 63H184V62H182ZM181 63V64H182ZM196 63V62H195ZM201 63V62H200ZM215 63V62H214ZM220 64H221V62H219ZM245 63V62H244ZM263 63V62H262ZM261 63V64H262ZM75 64V63H74ZM126 64V65H127ZM134 64V65H135ZM146 64V65H147ZM154 64H156V63H154ZM164 63L162 64V65H165ZM166 64V65H167ZM169 64L166 66L165 65V67L163 66V68H165L164 69V71L166 72V68H169ZM178 64V63H177ZM176 64V65H177ZM180 64V65H181ZM186 65H187V62L185 63ZM189 64V63H188ZM193 64V63H192ZM207 64H208V66H207ZM223 64V63H222ZM246 64H247V62H246ZM258 63H256V65H257ZM125 65V66H126ZM140 64H138L137 66H139ZM142 65V64H141ZM140 65V66H141ZM143 65H145V64H143ZM142 65V66H143ZM161 65V66H162ZM175 65V64H174ZM179 65V64H178ZM179 65V66H180ZM182 65H184V64H182ZM204 65H205V63H204ZM260 64H258L256 67H258ZM71 66V65H70ZM77 67L76 69L74 68V67ZM137 66H134L135 68L137 67ZM150 66V65H149ZM148 66V67H149ZM210 66V67H209ZM212 66H214V65H212ZM220 66V65H219ZM219 66H218V68H219ZM225 66V65H224ZM263 66V65H262ZM147 67V68H148ZM172 67V66H171ZM176 67H178V66H176ZM176 67H173L174 69L176 68ZM195 67H197V65L195 66ZM72 68V67H71ZM127 68V67H126ZM142 68H144V67H142ZM146 68V69H147ZM150 68V67H149ZM148 68V69H149ZM155 68V67H154ZM159 68H160V66H159ZM158 67H157V69H159ZM162 68V67H161ZM181 68H183V67H181ZM180 68V69H181ZM184 68H185V66H184ZM189 68V67H188ZM193 68V67H192ZM201 68V67H200ZM199 68V69H200ZM212 68H214V67H212ZM217 68V67H216ZM223 67H221L220 69H222ZM139 69H140V67H139ZM139 69H138V67H137V69H136V71L138 70L139 71ZM157 69L155 70V71H157ZM178 69V68H177ZM186 69V68H185ZM197 69V68H196ZM212 71V73L210 72V70ZM69 70V71H70ZM131 70V69H130ZM133 70H135V69H133ZM144 70V69H143ZM150 70V69H149ZM168 70V69H167ZM186 70H188V69H186ZM185 70V73H187L188 71H186ZM192 70V69H191ZM190 70V71H191ZM198 70V69H197ZM196 70V71H197ZM121 71V70H120ZM124 71H126V70H124ZM162 71H163V69H162ZM163 71V72H164ZM170 71H172V70H170ZM169 71V72H170ZM177 71H179V70H177ZM195 71V69H194V72L193 73H195L196 72ZM216 71V70H215ZM218 71V70H217ZM221 71H223V70H221ZM221 71H219L220 73H219V75L221 74ZM127 72V71H126ZM160 72H161V70H160ZM164 72V73H165ZM169 72H166V76H168V73ZM176 72V71H175ZM174 72V73H175ZM182 72V71H181ZM180 72V73H181ZM183 72H184V69H183ZM182 72V73H183ZM192 72V71H191ZM201 72V71H200ZM200 72H199V74H200ZM131 73V72H130ZM158 73V72H157ZM179 73V74H180ZM184 73V76H187V74H185ZM190 73V72H189ZM188 73V74H189ZM197 73V72H196ZM195 73V74H196ZM206 73L204 74L205 76H206ZM218 73V72H217ZM122 74V73H121ZM134 74V73H133ZM136 74H137V72H136ZM162 74V73H161ZM173 74V73H172ZM199 74H198V76H199ZM202 74V73H201ZM208 74H207V76H208ZM243 74H245V73H243ZM242 74V75H243ZM70 75V76H69ZM127 75V74H126ZM126 75H125V73H124V76L126 77ZM130 75H132V74H130ZM145 75V74H144ZM148 75V74H147ZM154 75H160L159 73L158 74H154ZM165 75V74H164ZM164 75H163V77H164ZM169 75H171V74H169ZM180 75H182V74H180ZM179 75V76H180ZM204 75H203V77H204ZM264 75V74H263ZM133 76H135V75H133ZM149 76V75H148ZM157 76V77H158ZM161 76V75H160ZM159 76V77H160ZM173 76V75H172ZM175 76V75H174ZM178 76V77H179ZM197 76V77H198ZM207 76H206V79H205V81L207 80ZM210 76V75H209ZM214 76V75H213ZM212 76V77H213ZM246 76V75H245ZM118 77V78H117ZM121 77H122V75H121ZM138 77V76H137ZM140 77H141V75H140ZM147 77V76H146ZM153 77V76H152ZM151 77V78H152ZM182 77V76H181ZM190 77H191V75H190ZM194 77H196V76H194ZM215 78H217L216 76H214ZM133 78V77H132ZM145 78V77H144ZM154 78V77H153ZM175 78H177V76L175 77ZM208 78H210V77H208ZM248 78V77H247ZM116 79H118L119 81L118 82H116L117 80ZM123 79V78H122ZM121 79V80H122ZM125 79H131V78H125ZM155 79V78H154ZM159 79V78H158ZM161 79H162V77H161ZM160 79V80H161ZM165 79V78H164ZM167 79V78H166ZM169 79V78H168ZM167 79V80H168ZM171 79V78H170ZM180 79V78H179ZM190 79V78H189ZM243 79V78H242ZM255 79V78H254ZM136 80V79H135ZM135 80H132L131 79V82H133V81H135ZM139 80V79H138ZM142 80V79H141ZM144 80V79H143ZM145 80H148V78H146ZM151 80H153V79H151ZM159 80V82L158 83H163L164 82V80H161V81H163V82H161ZM186 80V79H185ZM194 80V79H193ZM198 80V79H197ZM213 80H214V78H213ZM216 80V79H215ZM249 80H250V78H249ZM260 80H261V77H260ZM264 80V79H263ZM106 81V82H105ZM124 81L125 80H123V82H122V84L124 83ZM137 81V80H136ZM150 81V80H149ZM180 81V80H179ZM187 81V80H186ZM199 81V80H198ZM203 81V80H202ZM208 81H209V79L206 81L207 82V84H206V82H205V85L204 86H207V88L209 87L208 85H209V83H208ZM223 82H224V80H222ZM221 80L220 81H218L219 83L220 82H222ZM252 81V80H251ZM130 82V80H128V83ZM130 82V83H131ZM139 82V81H138ZM138 82H137V84H136V82H134L137 86L139 85L138 84ZM144 82V81H143ZM147 82V81H146ZM152 82V81H151ZM166 82V81H165ZM177 82H178V78H177ZM188 82H189V80H188ZM187 82V83H188ZM210 82V81H209ZM247 82V81H246ZM263 82V81H262ZM106 83H107V85H106ZM117 83V84H116ZM120 83H121V81H120ZM129 83V85H132V84H130ZM148 83V82H147ZM157 83V84H158ZM168 83H170V80H169V82ZM179 83V82H178ZM199 83V82H198ZM249 83V82H248ZM254 83V82H253ZM261 83V82H260ZM115 84V85H114ZM141 84H142V81H141ZM154 84V83H153ZM163 84H167V83H163ZM194 84V83H193ZM196 84V83H195ZM201 84H203V82L201 83ZM214 84V83H213ZM257 84V83H256ZM264 84V83H263ZM111 86L112 88H111V91L109 92L110 94H106L107 92H105L106 91V89H107V87L105 88L104 86ZM126 85V84H125ZM136 85H134V86H136ZM169 85L170 84H168V85H165L166 86V88H167V86L169 87ZM178 85V84H177ZM218 85V84H217ZM246 85H247V83H246ZM117 86H120V85H117ZM127 86H128V84H127ZM126 86V87H127ZM133 86V85H132ZM131 86V89L132 88H134V87H132ZM137 86L135 87V89L137 88ZM139 86H141V85H139ZM159 87V85H156L155 87ZM172 86V85H171ZM179 86V85H178ZM186 86H187V84H186ZM215 86V85H214ZM248 86V85H247ZM253 86H255V84H253ZM258 86V85H257ZM256 86V87H257ZM261 86V85H260ZM259 86V87H260ZM115 87V88H114ZM125 87V88H126ZM130 86H128V88H129ZM144 87V86H143ZM149 87V86H148ZM153 87V86H152ZM174 87V86H173ZM176 88H177V86H175ZM180 87V86H179ZM184 87V86H183ZM182 87V88H183ZM188 87V86H187ZM194 87V86H193ZM195 87H197V86H195ZM217 87V86H216ZM219 87H221V85L219 86ZM218 87V88H219ZM249 87V86H248ZM104 88V89H103ZM110 88V87H109ZM109 88H108V90H109ZM122 88H124V87H122ZM122 88H120V89H122ZM128 88H127V90H128ZM140 88V87H139ZM139 88L137 89L139 92H140V90H139ZM161 88H162V86H161ZM186 88V87H185ZM185 88H183V89H185ZM190 88V87H189ZM191 88H192V86H191ZM199 88V87H198ZM203 88V87H202ZM202 89V90H205V91H203L204 93H202L203 94V98L201 97V100L203 101L204 100V102L206 101V100H208L207 98H205L206 97V94H208V91L206 92V90H208V89ZM215 88V87H214ZM119 89V90H120ZM135 89H133L131 92L133 93H131L129 90V92L127 93L126 91H124V92H126L127 94H129V93H131L132 95H131V97H135V96H137L138 97V91L136 92L135 91ZM160 89V88H159ZM169 89V88H168ZM181 89V88H180ZM187 89V88H186ZM221 89V88H220ZM254 88H252V90H253ZM261 89V88H260ZM104 92H103V91ZM177 90V89H176ZM187 90H189V89H187ZM194 90V89H193ZM214 90V89H213ZM218 90L219 89H217V94L219 93L218 92ZM121 91V90H120ZM120 91H116V92H120ZM122 91V92H123ZM142 91H143V89H142ZM145 91V90H144ZM154 91V90H153ZM172 91V90H171ZM174 91V90H173ZM172 91V92H173ZM183 91V90H182ZM186 91V90H185ZM195 91V90H194ZM262 92L264 91V89L263 90H261ZM105 93V94H103V93ZM134 92H135V94H134ZM163 92V91H162ZM168 92V91H167ZM175 92V91H174ZM190 92V91H189ZM196 92V91H195ZM210 92H211V90H210ZM209 92V93H210ZM216 92V91H215ZM214 91H213V95H215L214 93H215ZM245 92V91H244ZM252 92V91H251ZM254 92V91H253ZM252 92V93H253ZM256 92H258V91H256ZM90 93H92L91 95H90ZM161 93V92H160ZM170 93V92H169ZM183 93V92H182ZM186 93V92H185ZM246 93H247V91H246ZM255 93V92H254ZM261 93V92H260ZM123 94V93H122ZM156 94V93H155ZM154 94V95H155ZM159 94V93H158ZM191 94V93H190ZM194 94V93H193ZM248 94V93H247ZM262 94V93H261ZM261 94H259V95H261ZM106 95L108 96V95H110V98H111V101L108 99V101L106 100V101H104L105 100V98H106ZM116 95H117V98H116ZM154 95H152V96H154ZM161 97L163 98V94L161 93ZM189 95V94H188ZM198 95V94H197ZM205 95V96H204ZM212 95V94H211ZM210 95V96H211ZM212 95V96H213ZM219 95V94H218ZM240 95V94H239ZM244 95V94H243ZM246 95V94H245ZM249 95V94H248ZM257 95V94H256ZM258 95V96H259ZM104 96H105V98H104ZM121 96V95H120ZM139 96H141V93L139 94ZM170 96V95H169ZM177 96V95H176ZM175 96V97H176ZM194 96V95H193ZM242 96V95H241ZM262 96H264V94L262 95ZM166 97H168V96H166ZM165 97V98H166ZM188 97V96H187ZM186 97V98H187ZM198 97V96H197ZM217 97V96H216ZM229 97H231V96H229ZM229 97H228V99H229ZM253 97V96H252ZM255 97H257V96H255ZM260 97V96H259ZM108 98V97H107ZM106 98V99H107ZM130 98V97H129ZM143 97L141 96V99H142ZM152 98H154V97H152ZM160 98V97H159ZM158 98V99H159ZM161 98V99H162ZM177 98H178V96H177ZM176 98V99H177ZM212 98V97H211ZM247 98L248 97H246V99H245V97H244V99L245 100H247ZM250 98V97H249ZM119 99V100H120ZM133 99V98H132ZM132 99H130V100H132ZM139 99V97L137 98V100ZM151 99V98H150ZM167 100H168V98H166ZM183 99V98H182ZM216 99V98H215ZM214 99V100H215ZM242 99H243V97H242ZM243 99V100H244ZM251 99V98H250ZM257 99V98H256ZM260 99V98H259ZM129 100V101H130ZM134 100V99H133ZM132 100V102L135 104V100L133 101ZM140 100V99H139ZM164 98H163V100H162V102L160 101V103L163 105V103H164ZM184 100H185V97H184ZM187 100H189V99H187ZM192 100V99H191ZM190 100V101H191ZM197 100V99H196ZM201 100H199V101H201ZM226 100V99H225ZM244 100V103H246V101ZM262 100V99H261ZM110 101V103L106 106V104H107V102H109ZM127 101V100H126ZM146 101V100H145ZM155 101V100H154ZM157 101V100H156ZM174 101V100H173ZM176 101H179L178 99L176 100ZM189 101V102H190ZM202 101H201V103H199L201 106L203 105L204 106V104H205V106H207V105H209V104H206V103H204L203 102V104H202ZM218 101H221V100H218ZM227 101H229V100H227ZM139 102V101H138ZM138 102L136 103V104H138ZM166 102V101H165ZM208 102V101H207ZM210 102V101H209ZM224 102V101H223ZM241 102V101H240ZM239 102V103H240ZM256 102V101H255ZM260 102V101H259ZM262 102V101H261ZM106 103V104H105ZM118 103H120V104H123V105H120V104H118ZM142 102H140V104H141ZM146 103V102H145ZM153 103V102H152ZM155 103V102H154ZM153 103V104H154ZM159 103V102H158ZM160 103H159V105H160ZM174 103V102H173ZM176 103V102H175ZM183 103V102H182ZM187 103H188V101H187ZM194 103V102H193ZM213 103V102H212ZM214 103H216V102H214ZM230 103V102H229ZM242 103V102H241ZM257 103V102H256ZM255 103V104H256ZM132 104V103H131ZM139 104V107H141V105ZM155 104H157V103H155ZM169 104V103H168ZM220 104V103H219ZM247 104V103H246ZM245 104V105H246ZM104 105H105V108H106V110H105V108H104ZM118 105H120V106H118ZM173 105V104H172ZM184 105V104H183ZM191 105H192V103H191ZM190 105V106H191ZM194 105H196V104H194ZM193 105V106H194ZM200 105H199V108H200ZM213 105V104H212ZM211 105V106H212ZM223 105V104H222ZM230 105V104H229ZM239 105V104H238ZM237 104H236V106H238ZM248 105V104H247ZM257 105V104H256ZM260 105V104H259ZM133 106V105H132ZM137 105H134V107L135 108H137L136 107ZM155 106V105H154ZM179 105H178V103H177V105H176V107L177 108H179L178 107ZM204 106V108L206 109V107ZM210 106V108H213V107H211ZM221 106V105H220ZM228 106V105H227ZM235 106V107H236ZM240 106V105H239ZM241 106L243 107L244 105H242L241 104ZM240 106V107H241ZM133 107V110L132 111H135V108ZM151 106L149 105V108H150ZM163 107H165V104H164V106ZM167 107V106H166ZM185 107H187V106H184V108ZM188 107H189V105H188ZM197 107V106H196ZM195 107V108H196ZM208 107V106H207ZM224 107V106H223ZM241 107V108H242ZM129 110H128V109ZM162 107H160L159 109H161ZM172 108V107H171ZM182 107H181V104H180V108L179 109H181ZM190 108V107H189ZM194 108V107H193ZM198 108V107H197ZM201 108H203V107H201ZM222 108V107H221ZM234 108V107H233ZM109 109H110V111H111V113H112V115H111V113H109L110 114V117L112 116V121L110 120V122H107L106 120H109V119H111V118H108L107 117V119L106 118H103V116H105L106 115V113L109 111ZM148 109V108H147ZM173 109V108H172ZM215 109H217V107L215 108ZM220 109V108H219ZM236 109V108H235ZM247 109V108H246ZM102 110L104 111L103 113L105 114H103V115H101V112H102ZM130 111V113L128 112V111ZM138 110H140V108L138 109ZM138 110H137V113H138ZM144 110H146V108L144 109ZM156 110V109H155ZM177 110V109H176ZM182 111H183V109H181ZM181 110H179L180 112H182ZM191 110V109H190ZM208 110H210V109H208ZM236 110H238V109H236ZM242 111H240L241 113H243L244 114V108L243 109H241ZM107 111V112H106ZM109 111V112H110ZM141 111V110H140ZM159 111V110H158ZM161 111H163L162 109H161ZM168 111V110H167ZM166 111V112H167ZM185 111V110H184ZM183 111V112H184ZM205 111V110H204ZM143 112V111H142ZM155 112V111H154ZM185 112H187V111H185ZM199 112V111H198ZM208 112V111H207ZM206 112V113H207ZM216 112H217V110H216ZM237 112V111H236ZM133 113H136V111L135 112H133ZM131 114V116H134L135 114ZM136 113V114H137ZM156 113V112H155ZM162 113V112H161ZM175 110H174V115H175ZM188 113V112H187ZM191 113V112H190ZM196 113V112H195ZM204 113V112H203ZM237 113H239V112H237ZM240 113V114H241ZM151 114H152V116H153V119H154V117H155V115H153V112H151ZM160 113L158 112L157 113V115H159ZM162 114H164V112L162 113ZM181 114V113H180ZM183 114V113H182ZM200 114H201V112H200ZM205 114V113H204ZM210 114H212V112L210 113ZM107 115H108V113H107ZM143 115V114H142ZM147 115V114H146ZM171 115L173 116V114L171 113ZM191 115H193V114H191ZM207 115V114H206ZM236 115H239V114H236ZM102 116V117H101ZM127 116H129V117H127ZM136 116V115H135ZM163 116V115H162ZM161 116V117H162ZM165 116H166V114H165ZM165 116H163V117H165ZM182 116V115H181ZM202 116V115H201ZM245 116V115H244ZM126 117H127V119H126ZM137 117V116H136ZM135 117V118H136ZM140 117H142V116H139V118ZM145 117V116H144ZM147 117V116H146ZM146 117H145V119H146ZM157 117V116H156ZM159 117V116H158ZM162 117V118H163ZM176 117V116H175ZM183 117H185V115L183 116ZM189 117V116H188ZM198 117H199V114H198ZM207 117H208V115H207ZM214 117H215V115H214ZM219 117V116H218ZM222 117H223V115H222ZM221 117V118H222ZM241 117V116H240ZM101 118H103V119H101ZM132 118V117H131ZM148 118V117H147ZM160 118V117H159ZM158 118V119H159ZM166 118V117H165ZM164 118V119H165ZM196 118H197V116H196ZM211 118V117H210ZM130 119V118H129ZM141 119H144V118H140V120H138V121H140V122H138V124H141L142 122H141ZM148 119H149V121H148ZM148 119H146L147 121V123H146V127H145V130H143V128H141V126L140 125H138V126H140L139 128L140 129H138L139 131L141 130V132H140V135H141V133H142V130H143V132L145 133V135L146 134H148L151 130H155V129H157V128H155V127H152V128H154V129H152L151 128V126L152 125H154L155 123V125L154 126H157V123L158 122H156L155 121V123H154V120L153 121H150V118H148ZM158 119H157V121H158ZM167 119V118H166ZM165 119V120H166ZM171 119V118H170ZM174 119H176V118H174ZM181 119V118H180ZM180 119H178V120H180ZM199 119V118H198ZM202 119V117L200 118V120ZM204 119V118H203ZM208 119V118H207ZM207 119H205V120H207ZM245 119V118H244ZM102 120H104L106 123H107V125H104V126H106V127H104L102 124H106L105 122H103ZM126 120V121H125ZM194 120V119H193ZM192 120V121H193ZM237 120V119H236ZM143 122H144V120H142ZM161 121V120H160ZM163 121V120H162ZM170 121H172V119L170 120ZM190 121V120H189ZM208 121V120H207ZM215 121V120H214ZM218 121V120H217ZM103 122V123H102ZM125 122H128V125H126L127 123H125ZM152 124L151 126H150V123ZM164 122H166V121H164ZM183 122H184V119H183ZM191 122V121H190ZM194 122H195V120H194ZM211 122V121H210ZM247 122V121H246ZM145 123V122H144ZM144 123H142V125L144 126ZM167 123V122H166ZM172 123L174 124V120H173V122H170V124L171 125H169V126H172ZM175 123H177V121L175 122ZM181 123V125H183L182 124V121L180 122ZM187 123V122H186ZM193 123V122H192ZM205 123H207V122H205ZM209 123V122H208ZM148 124H149V126H150V128H148L149 126H148ZM178 124V123H177ZM212 124V123H211ZM210 124V125H211ZM216 124V123H215ZM219 124V123H218ZM221 124V123H220ZM134 125L136 126V124L134 123ZM159 126H160V124H158ZM187 125H189V126H192V125H190V124H188L187 123ZM202 125V124H201ZM210 125H209V127H210ZM213 125H214V123H213ZM229 125V124H228ZM248 125H249V122H248ZM113 126H111L110 125V127H112L113 128ZM129 126V127H128ZM185 126V125H184ZM183 126V127H184ZM220 126V125H219ZM222 126V125H221ZM105 128V131H104V129L102 130L101 128ZM109 127V126H108ZM125 127H128L127 129L125 128ZM132 128H134L136 131H137V133H138V130L132 125L131 126ZM130 127V128H131ZM161 127V126H160ZM164 128H165V126H163ZM176 127V125L174 126V128ZM178 127V126H177ZM196 127H197V125H196ZM202 127V126H201ZM217 127V126H216ZM112 128H109V130L110 129H112ZM138 128V127H137ZM182 128V127H181ZM186 127H184V130H186L185 129ZM190 128V127H189ZM204 128V127H203ZM151 129V130H150ZM170 129V128H169ZM168 129V130H169ZM200 129V128H199ZM210 129V128H209ZM102 130V131H101ZM108 130V132H110ZM129 130H131V129H129ZM133 130V129H132ZM131 130V131H132ZM159 130H160V128H159ZM165 130V129H164ZM167 130V131H168ZM187 130H190V129H188L187 128ZM193 130V129H192ZM211 130V129H210ZM226 130V129H225ZM229 130V129H228ZM125 131H127V135H124V134H126V132ZM149 131V132H148ZM152 131V132H153ZM163 130H161V132H162ZM218 131V130H217ZM102 132V133H101ZM125 132V133H124ZM133 132L135 133V131L133 130ZM132 132V133H133ZM148 132V133H147ZM152 132H150L149 134H151ZM171 132H172V128H171ZM230 132V131H229ZM93 133V134H92ZM153 133H155V131L153 132ZM153 133L151 134V135H153ZM156 133H157V131H156ZM162 133H164V132H162ZM181 133V131L179 132V134ZM183 133V132H182ZM185 133H186V131H185ZM188 133V132H187ZM187 133H186V135H187ZM219 133V132H218ZM231 133H233V132H231ZM92 134V135H91ZM109 134V133H108ZM158 134H159V131H158ZM166 134H168V133H166ZM176 134V133H175ZM178 134V135H179ZM189 134V133H188ZM130 135V134H129ZM149 136V138L151 137V138H153L152 136ZM155 136H157L156 134H154ZM163 135H165V134H163ZM169 135V134H168ZM190 135H192L191 133H190ZM217 135V134H216ZM219 135V134H218ZM105 136V135H104ZM111 136V135H110ZM133 136V135H132ZM132 136H131V138H132ZM142 136H143V134H142ZM148 136H147V138H148ZM193 136H194V134H193ZM192 136V137H193ZM228 136V135H227ZM113 137H109V138H113ZM134 137V136H133ZM138 137H139V134H138ZM138 137H137V139H138ZM146 137V136H145ZM161 137H163L162 135H161ZM167 137V136H166ZM185 137H187V136H185ZM190 137V136H189ZM202 138H203V136H201ZM216 137V136H215ZM222 138V140H223V136H221ZM232 137V136H231ZM100 138L102 139V145L100 146V144H101V141H100ZM125 138H128V137H125ZM140 138V137H139ZM143 138H144V136H143ZM143 138H142V140H143ZM148 138V140L146 139V141H150L151 142V138L149 139ZM155 138V137H154ZM153 138V139H154ZM157 138V137H156ZM159 138V137H158ZM171 138V137H170ZM172 138H175V137H172ZM170 139V140H173V139ZM183 138V137H182ZM191 138V137H190ZM217 138V137H216ZM227 138V137H226ZM105 139V138H104ZM166 139V138H165ZM176 139V138H175ZM187 139V138H186ZM192 139V138H191ZM190 139V140H191ZM195 139V138H194ZM199 139V138H198ZM108 140V139H107ZM139 140V139H138ZM158 140V142L160 141V139H157ZM162 140V139H161ZM177 141H178V139H176ZM180 140V139H179ZM184 140V139H183ZM188 140V139H187ZM187 140L185 141V142H187ZM196 140V139H195ZM106 141V140H105ZM115 142V144H111V142ZM122 141H123V143H125L124 145L122 144ZM130 141H132V139L130 140ZM154 141V143H156L155 142V139L154 140H152V142ZM181 141H182V139H181ZM192 141V140H191ZM198 141V140H197ZM218 142H219V140H217ZM216 141V142H217ZM231 141V140H230ZM134 142V141H133ZM133 142H131V146L133 147ZM144 142V141H143ZM143 142H141V145L143 144ZM151 142V143H152ZM157 142V143H158ZM167 142V141H166ZM170 142H172V141H170ZM180 141H178V143H179ZM189 142V141H188ZM213 142V141H212ZM107 143H108V141H107ZM137 143H139V142H137ZM147 143V142H146ZM146 143H144V144H146ZM150 143V144H151ZM163 143V142H162ZM173 143V142H172ZM183 143V142H182ZM231 143H232V141H231ZM129 144V143H128ZM127 144V145H128ZM133 144V145H132ZM143 144V146H145ZM149 143L147 144V145H150ZM159 144V143H158ZM189 143H187V145H188ZM191 144V143H190ZM195 144V143H194ZM214 144V143H213ZM212 144V145H213ZM106 145V144H105ZM123 145V146H122ZM138 145H140V143L138 144ZM156 145V147H157V144H155ZM154 145V146H155ZM165 145H167V144H165ZM169 145H170V143H169ZM172 145V144H171ZM176 145H177V143H176ZM179 145V144H178ZM182 145H184L185 146V144H182ZM202 145V144H201ZM212 145H211V147H212ZM234 145V144H233ZM107 146V145H106ZM122 146V147H121ZM135 148H136V140H135ZM190 146V145H189ZM189 146H185V147H189ZM193 146V145H192ZM210 146V145H209ZM231 146V145H230ZM25 147H27V148H25ZM102 147V149H100ZM105 147V146H104ZM110 147V146H109ZM128 147V146H127ZM127 147H125L126 149H127ZM150 147H151V145H150ZM153 147V146H152ZM152 147H151V149H152ZM169 147H171V146H169ZM174 147V146H173ZM180 147V146H179ZM182 147V146H181ZM191 147V146H190ZM215 147V146H214ZM24 148V149H23ZM111 148V147H110ZM109 148V149H110ZM124 148V149H125ZM131 148V147H130ZM147 148V147H146ZM155 148V147H154ZM166 148V147H165ZM176 149H178V147H175ZM186 148V149H187ZM192 148V147H191ZM196 148V147H195ZM216 148V147H215ZM227 148V147H226ZM100 149V150H99ZM108 149V150H109ZM138 149V148H137ZM137 149H133L134 150V155L136 154H138L135 150H137ZM142 149V148H141ZM150 149V150H151ZM156 149V148H155ZM158 149H160L159 147H158ZM180 149V148H179ZM212 149V148H211ZM218 149V148H217ZM223 149H225V148H223ZM105 150H107V148L105 147ZM122 150V151H121ZM143 150H144V148H143ZM145 150H147V149H145ZM161 150H163V149H161ZM160 150V151H161ZM167 150V149H166ZM168 150H169V148H168ZM182 150V149H181ZM184 150V149H183ZM199 150V149H198ZM212 150H214V149H212ZM211 150V151H212ZM129 151V150H128ZM149 150H147V152H148ZM152 151V150H151ZM157 151V150H156ZM186 151H189V150H186ZM220 151V150H219ZM218 151V152H219ZM121 152H123L122 153V157L123 158H121V156H120V154H121ZM130 152H132V151H130ZM136 152V153H135ZM147 152L146 151H143L142 153H144V154H146L145 156L141 153V155H143V159H144V157H146L147 156ZM163 152H165V151H163ZM168 152V151H167ZM177 151H175V153H176ZM224 152V151H223ZM259 152V151H258ZM264 152V151H263ZM106 153H108V152H106ZM153 153L155 154L156 152H154L153 151ZM168 153H170V151L168 152ZM174 153V152H173ZM178 154H179V152H177ZM172 154V156L174 155L175 157H171L173 160H172V162L173 163H175L176 161L177 162H179L178 161V159H179V156L181 157V155H179V156H177L178 154ZM182 153V152H181ZM183 153H185L184 155L185 156H187L188 157V155H190V154H188V152H183ZM182 153V154H183ZM187 153V154H186ZM221 153H222V151H221ZM20 154H24V158H20V156H22V155H20ZM102 154H105V153H102ZM110 153H108L107 155H109ZM127 154V153H126ZM140 154V153H139ZM138 154V155H139ZM160 154V153H159ZM164 154V153H163ZM167 154V153H166ZM191 154H192V152H191ZM220 154V153H219ZM218 154V155H219ZM224 154V153H223ZM256 154V153H255ZM20 155V156H19ZM113 155V154H112ZM130 155H131V153H130ZM151 155V154H150ZM157 154H155V156H156ZM162 155V154H161ZM165 155V154H164ZM168 155V157H167V160L169 159V154H167ZM184 155H182V156H184ZM260 155H261V153H260ZM260 155H259V157H260ZM264 155V154H263ZM126 156V155H125ZM151 156H153V155H151ZM151 156H150V159H148V160H145V162L144 161H142V162H144V166H146L147 168H149V166H150V168L153 170L154 169V173L153 172H149L148 170H150V168L149 169H147V168H143L142 169V172H144L146 169V171L144 172L145 173V176H144V174H143V178L144 179H147V178H149V177H147V176H149L150 175V177L151 176H154L153 177V179L156 177V178H158V176H160L161 175V171L162 170H160V172H159V169H160V166H162V164L163 163H160V162H162V161H164V159L161 161L160 159H156V158H152L153 160H157L159 163H157V161H152L151 160ZM178 158H177V157ZM185 156H184V158H185ZM223 155H221V157H222ZM227 156V155H226ZM256 156V155H255ZM258 156V155H257ZM262 156V155H261ZM23 157V156H22ZM132 157V156H131ZM136 157V156H135ZM149 157V156H148ZM186 157V158H187ZM196 157V156H195ZM225 157V156H224ZM246 157V156H245ZM263 157V156H262ZM20 158V159H19ZM122 160H121V159ZM161 158H163V157H161ZM165 159H166V155H165V157H164ZM170 158V159H171ZM175 158H177V159H175ZM183 158V160L182 161H184L185 159ZM250 158V157H249ZM90 159V160H89ZM125 159V158H124ZM127 159V158H126ZM136 160H137V157L135 158ZM140 159V158H139ZM139 159H138V162H139ZM193 159V158H192ZM263 159V158H262ZM136 160H135V162H136ZM160 160V161H159ZM181 160V159H180ZM195 160V159H194ZM220 160H222V158L220 159ZM227 160V159H226ZM238 160V159H237ZM245 160V159H244ZM252 160V159H251ZM89 161H90V163H89ZM92 161V162H91ZM109 161V160H108ZM126 162L128 161V160H125ZM171 161V160H170ZM169 161V164H168V162H165L164 161V163L165 164H163V165H166V164H168L167 166H169L170 165V162ZM182 161H180V162H182ZM200 161V160H199ZM234 161V160H233ZM233 161L232 160H230L229 162H232V164H233ZM243 161V160H242ZM259 161H260V158H259ZM102 162V161H101ZM119 162H122V164H120ZM129 162V161H128ZM134 162V164L135 165H137V166H139V164H140V162L138 163L137 162V164ZM179 162V163H180ZM186 162V161H185ZM202 162V161H201ZM222 162V161H221ZM234 162H236V161H234ZM245 162H246V160L244 161V165H245ZM92 163H94V165L92 164ZM179 163H177V164H179ZM188 163V162H187ZM253 163V162H252ZM261 163H263V162H261ZM261 163H259V164H261ZM155 164H156V166H155ZM172 164V163H171ZM176 163H175V167H177L178 165H177ZM204 164H206V163H204ZM224 164V163H223ZM229 164V166L231 165L230 163H228ZM227 164V165H228ZM239 164H240V162H239ZM242 164V163H241ZM240 164V165H241ZM247 164V163H246ZM249 164V163H248ZM255 164H257V163H255ZM91 165L93 166V167H91ZM109 165V164H108ZM143 165L141 166V168L143 167ZM154 165V166H153ZM180 165H181V163H180ZM179 165V166H180ZM184 165V164H183ZM186 165V164H185ZM189 165V164H188ZM191 165V164H190ZM201 165V164H200ZM200 165H198V166H200ZM213 165V164H212ZM214 165H216L215 163H214ZM225 165H226V161H225ZM236 165H237V163H236ZM88 166H90L91 168H89ZM131 166H133L132 164H131ZM136 166V167H137ZM165 167V168H168V167ZM182 166V165H181ZM197 166V165H196ZM196 166H193V167H195L196 168ZM204 166V165H203ZM206 166V165H205ZM204 166V167H205ZM232 166H234V164L232 165ZM250 166V165H249ZM255 166V165H254ZM17 167H21L19 170H17L18 168ZM104 167V166H103ZM108 167V166H107ZM126 167H128V169L126 168ZM135 167V166H134ZM133 167V168H134ZM154 167V168H153ZM174 167V164H173V166L172 167H170V171H172V170H179L178 169V167H177V169ZM191 167V166H190ZM189 167V168H190ZM203 167V168H204ZM207 167V166H206ZM225 167V166H224ZM224 167H222L223 168V171H224ZM237 167H239V168H241V169H243V171L245 170L244 168H242L241 166H237ZM248 167V166H247ZM255 167H257V166H255ZM264 167V166H263ZM262 167V168H263ZM17 168V169H16ZM106 168V167H105ZM109 168V167H108ZM112 168V169H113ZM132 168V169H133ZM162 168V167H161ZM165 168H163L164 170H165ZM175 168V169H174ZM183 167H181V169H182ZM219 168V167H218ZM228 168V167H227ZM226 168V169H227ZM232 167H230V169H231ZM234 168V167H233ZM254 167H252V169H253ZM258 168V167H257ZM256 168V169H257ZM169 169V168H168ZM192 170H194V168H191ZM190 169V170H191ZM206 169V171H207V174L209 173L208 171L209 170H207L208 168H205ZM214 169H215V167H214ZM220 169H221V167H220ZM219 169V170H220ZM251 169V168H250ZM249 169V170H250ZM64 170V171H63ZM137 170V169H136ZM136 170H135V172H136ZM144 170V171H143ZM158 170V171H157ZM216 170V169H215ZM214 170V171H215ZM219 170H217V172L219 171ZM229 170V169H228ZM232 170V169H231ZM14 171H16V173L14 172ZM63 171V172H62ZM109 171V170H108ZM133 171V170H132ZM140 171V170H139ZM147 171L150 173V174H148L147 173ZM166 171H168V170H166ZM173 171V172H174ZM180 171H182V170H180ZM185 171V170H184ZM206 171H205V173H206ZM222 170H220V172H221ZM238 171L239 170H237V171H235L236 173H238ZM13 172V173H12ZM126 172V173H127ZM138 172V171H137ZM141 172V173H142ZM164 172V171H163ZM172 172V173H173ZM190 172H192L193 173V171H190ZM202 172H203V170H202ZM225 172V171H224ZM224 172H221V175L220 176H223L222 175V173H224ZM235 172H234V174H235ZM248 172V171H247ZM251 172V171H250ZM249 172V173H250ZM10 173H11V175H10ZM15 173V174H14ZM63 173V174H62ZM92 173V174H91ZM132 172H129L128 173V175L129 174H131ZM167 173V172H166ZM168 173H169V171H168ZM168 173H167V175H168ZM174 173H176V171L174 172ZM180 173H182V172H180ZM199 173V172H198ZM210 173H212L211 172V170H210ZM219 173V172H218ZM240 173H242L241 171H240ZM248 173V174H249ZM260 173V172H259ZM62 174V177L60 176ZM64 174H65V176H64ZM67 174V175H66ZM111 174V173H110ZM122 174V173H121ZM120 174V175H121ZM134 174V173H133ZM133 174H131V175H133ZM136 174V173H135ZM137 174H140V172L139 173H137ZM146 174H147V176H146ZM163 174V173H162ZM165 174V173H164ZM170 174V176H173V175H171V173H169ZM188 174V173H187ZM201 174V173H200ZM11 177H10V176ZM69 175H72V176H69ZM114 175V174H113ZM119 175V176H120ZM130 175V176H131ZM140 175H142V174H140ZM177 174H175L174 175V177L176 176ZM179 175H181V174H179ZM198 175V174H197ZM204 175V174H203ZM212 175L214 176V174L212 173ZM212 175H209L210 177H211V180L214 178H212ZM217 175V174H216ZM219 175V174H218ZM224 175H225V173H224ZM232 175V174H231ZM242 175V174H241ZM240 175V176H241ZM247 175V174H246ZM254 175H255V173H254ZM64 176V177H63ZM104 176V175H103ZM115 176V175H114ZM117 176V175H116ZM115 176V177H116ZM125 176V175H124ZM124 176H122L121 175V177L123 178ZM182 176V175H181ZM184 176V175H183ZM192 176L193 175H191V177H190V180H191V178H192ZM205 176H208V175H205ZM219 176V177H220ZM237 176V175H236ZM239 176V175H238ZM67 177H72L71 179L72 180H70V182H72L71 183V187L69 188V184L67 185V183L69 182L68 180H69V178H67ZM106 177V176H105ZM108 177V176H107ZM118 177V176H117ZM121 177H118L119 179H121ZM162 177V176H161ZM161 177H159V178H161ZM218 177V178H219ZM227 177V176H226ZM231 177V176H230ZM233 177H235V176H233ZM248 177H251V178H253L252 176H248ZM113 178V177H112ZM111 178V179H112ZM141 177H139V179H140ZM159 178H158V180H159ZM162 178H164V175H163V177ZM161 178V179H162ZM166 178V177H165ZM172 178V177H171ZM177 178V177H176ZM176 178H174L175 180H177ZM180 178V177H179ZM178 178V179H179ZM185 178V177H184ZM183 178V179H184ZM206 178H208V177H206ZM218 178H216L215 177V182L216 181H218V180H216V179H218ZM223 178V177H222ZM221 178V179H222ZM224 178H225V176H224ZM224 178H223V180H224ZM238 178V177H237ZM243 178V177H242ZM110 179V180H111ZM117 179V178H116ZM127 179V178H126ZM149 179H151V178H149ZM152 179V180H153ZM167 179L169 180L170 178L169 177H167ZM226 179V178H225ZM244 179H245V175H244ZM244 179H242L243 181H244ZM247 179V178H246ZM250 179V178H249ZM65 180V181H64ZM68 182H67V181ZM74 180V181H73ZM109 180V179H108ZM109 180V181H110ZM123 180H125V179H123ZM131 180V179H130ZM129 180V181H130ZM134 180H136V178L134 179ZM143 180V179H142ZM182 180V179H181ZM226 180H228V177H227V179ZM241 180V179H240ZM248 180V179H247ZM61 181H63L62 183H61ZM102 181V182H101ZM116 181V180H115ZM121 181H122V179H121ZM126 181V180H125ZM165 181H167V180H165ZM171 181H173V179L171 180ZM209 181V180H208ZM207 181V179H206V182H208ZM213 181V180H212ZM222 181V180H221ZM221 181H219V182H221ZM236 181V180H235ZM239 181V180H238ZM250 181V180H249ZM69 182V183H70ZM107 182V181H106ZM105 182V183H106ZM119 182V181H118ZM131 182H132V180H131ZM137 182V181H136ZM139 182V181H138ZM143 182V181H142ZM150 183H151V180L149 181ZM154 182V181H153ZM157 182V181H156ZM160 182H163V180L162 181H160ZM180 181H178V183H179ZM183 182V181H182ZM191 182V181H190ZM210 182V181H209ZM209 182H208V186H209ZM214 182V181H213ZM215 182H214V184H215ZM226 182V181H225ZM63 184L64 185V187H62V185H60L59 186V184ZM79 183V184H78ZM134 183V182H133ZM155 183V182H154ZM165 183H171V182H165ZM175 183H177V182H174V184ZM177 183V184H178ZM218 183V182H217ZM216 183V184H217ZM222 183H224V182H222ZM226 183H228V182H226ZM238 183V182H237ZM240 183V182H239ZM242 183V182H241ZM73 184V185H72ZM77 184V185H76ZM129 184V183H128ZM145 184V183H144ZM149 184V183H148ZM147 184V185H148ZM159 184H161V183H159ZM172 184V183H171ZM171 184H169V185H171ZM206 184V183H205ZM216 184H215V186H216ZM219 184V183H218ZM247 184V183H246ZM67 185V186H66ZM103 185V184H102ZM114 185V184H113ZM120 184H118V186H119ZM124 185V184H123ZM156 185V184H155ZM163 185H166V184H164V182H163V184H161V186H162V188H163ZM190 185V184H189ZM224 185V184H223ZM223 185H221V183H220V186H223ZM227 185V184H226ZM241 185V184H240ZM243 185V184H242ZM55 186L57 187V186H59V187H61V189H63L64 190V194H63V190H59V189H56L55 188ZM80 186V187H79ZM121 186H122V184H121ZM121 186H119V187H121ZM150 186V185H149ZM160 186V185H159ZM176 186V185H175ZM174 186V187H175ZM180 186V185H179ZM213 186V185H212ZM225 186V185H224ZM223 186V187H224ZM229 186V185H228ZM228 186H226L227 187V189H228ZM58 187V188H59ZM79 187V188H78ZM90 187H92V186H90ZM115 187V186H114ZM123 187V186H122ZM125 187V186H124ZM123 187V188H124ZM152 187V186H151ZM155 187V186H154ZM164 187H166L167 188V186H164ZM172 185H171V188H168L169 190H170V192L171 193H169L168 191V189L166 190V189H163L162 191H163V193L165 192V190H166V192L167 193H169V194H172V197L174 196V194L176 193L175 192V190H174V188L172 189ZM217 187V186H216ZM236 187V186H235ZM160 188V187H159ZM158 188V189H159ZM161 188V189H162ZM179 188V187H178ZM208 187L206 186V189H207ZM210 188H211V185H210ZM219 188H221V189H223L222 187H219ZM218 188V191H219V194H220V192L222 193L223 192V190L222 191H220L221 189H219ZM243 188V187H242ZM247 188V187H246ZM55 189H56V191H55ZM89 189H91V188H89ZM102 189V188H101ZM120 189V188H119ZM126 189V188H125ZM141 189V188H140ZM143 189V188H142ZM185 189V188H184ZM200 189H202V188H200ZM206 189H203V190H206ZM211 189H213V188H211ZM230 189V188H229ZM59 190V192L61 191L62 192V194H58L57 193V191ZM76 190V194L75 195H73L72 193H70V192H73L74 193V191ZM78 190H79V192H78ZM155 190H157V189H155ZM186 190V189H185ZM207 190H209V192L212 194V192L213 191H211L209 188L207 189ZM206 190V191H207ZM116 191V190H115ZM119 191V190H118ZM125 191V190H124ZM123 191V192H124ZM157 191H159V190H157ZM177 191H178V189H177ZM196 191V190H195ZM237 191V190H236ZM244 191V190H243ZM54 192L57 194H55V196H58V199H60L59 197L61 196V201H62V204L60 203V202H58V204L56 203V206L57 205H59V203H60V205H59V207L60 208H58V207H56L54 204V201L55 200H57V198L56 197H54ZM122 192V191H121ZM161 192V191H160ZM165 192V193H166ZM179 192H181V190L180 191H178V193ZM199 192V191H198ZM205 192V191H204ZM208 192V191H207ZM216 192V191H215ZM214 192V193H215ZM224 192H226V191H224ZM224 192H223V194H224ZM245 192H247V191H245ZM70 193V194H69ZM78 193V194H77ZM79 193H80V195H79ZM89 193V194H90ZM118 193V192H117ZM137 193H139L140 194V192H137ZM136 193V194H137ZM143 193V192H142ZM178 193H176V195H178ZM182 193V192H181ZM194 193V192H193ZM201 193H202V191H201ZM209 193V194H210ZM229 193V192H228ZM240 193V192H239ZM69 194V195H68ZM86 194H88V193H86ZM148 194V193H147ZM183 194V193H182ZM196 194V193H195ZM195 194H193V196L195 195ZM204 194V193H203ZM216 194V193H215ZM217 194H218V192H217ZM226 194V193H225ZM224 194V195H225ZM245 194V193H244ZM248 194V193H247ZM66 195H67V197H66ZM70 195H72V196H70ZM80 196L79 198H77V197H75V196ZM91 195V194H90ZM118 195H120V194H118ZM125 195V194H124ZM143 195V194H142ZM152 195V194H151ZM168 195V194H167ZM188 195H190V194H188ZM213 195V194H212ZM211 195V196H212ZM222 195V194H221ZM223 195V196H224ZM240 195V194H239ZM243 195V194H242ZM93 196V197H94ZM103 196V195H102ZM144 196V195H143ZM148 196V195H147ZM186 196V195H185ZM192 196V195H191ZM226 196H228V195H226ZM225 196V197H226ZM230 196V195H229ZM86 197V198H85ZM93 197H90V198H92V199H96V198H93ZM120 197V196H119ZM130 197V196H129ZM128 197V198H129ZM135 197V196H134ZM153 197V196H152ZM159 197V196H158ZM177 197H179V196H177ZM207 197V196H206ZM205 197V198H206ZM214 197V196H213ZM231 197V196H230ZM229 197V198H230ZM240 197H242L241 195H240ZM63 198V199H62ZM67 198V199H66ZM83 198H85L84 199V203H83ZM89 198V199H90ZM100 198V197H99ZM124 198V197H123ZM132 198V197H131ZM149 198V197H148ZM155 198V197H154ZM157 198V197H156ZM160 198H162V197H160ZM170 198V197H169ZM180 198V197H179ZM186 198H187V196H186ZM192 198V197H191ZM203 198V197H202ZM205 198H204V201H205ZM214 198H216V197H214ZM218 198H223L222 196L221 197H218ZM227 199H228V197H226ZM78 199H80V200H78ZM91 199V200H92ZM150 199V198H149ZM172 199V198H171ZM175 199V198H174ZM173 199V200H174ZM181 199V198H180ZM194 199V198H193ZM207 199V198H206ZM209 199V198H208ZM225 199V198H224ZM223 199V200H224ZM97 200H98V198H97ZM165 200V199H164ZM172 200V201H173ZM179 199H177V201H178ZM191 200V199H190ZM201 200V199H200ZM216 200H217V198H216ZM226 200V199H225ZM232 200H233V198H232ZM231 200V201H232ZM86 201V202H85ZM92 201H95V200H92ZM120 201V200H119ZM127 201H129L130 202V200H127ZM135 201V200H134ZM156 200H154V202H155ZM163 201V200H162ZM167 201H169V200H167ZM171 201V202H172ZM180 201V200H179ZM189 201V200H188ZM218 201V200H217ZM220 201V200H219ZM83 203V205H82V203ZM96 202V201H95ZM95 202H92V203H94L95 204V207H96V204L97 205H99L98 203H100L99 202V200H98V202L97 203H95ZM132 202H133V200H132ZM174 202V201H173ZM175 202H176V200H175ZM187 202V201H186ZM191 202V201H190ZM193 202H195L194 200H193ZM226 202V204H227V201H225ZM228 202H230V200H228ZM89 203H91L90 201H89ZM123 203V202H122ZM128 203V202H127ZM160 203V202H159ZM162 203V202H161ZM178 203V202H177ZM183 203V202H182ZM189 203V202H188ZM205 203V202H204ZM221 203H222V201H221ZM230 203H232V202H230ZM242 203H243V201H242ZM246 203V202H245ZM131 204V203H130ZM167 204V203H166ZM170 204V203H169ZM168 204V205H169ZM202 204V203H201ZM225 204V205H226ZM229 204V203H228ZM241 204V203H240ZM83 206V208L81 207V209L79 208L80 206ZM120 205V204H119ZM165 205V204H164ZM174 205V204H173ZM193 206H194V204H192ZM205 205V204H204ZM203 205V206H204ZM248 205V204H247ZM246 205V206H247ZM92 206H93V204H92ZM122 206V205H121ZM120 206V207H121ZM135 206V205H134ZM133 206V207H134ZM172 206V205H171ZM197 206V205H196ZM201 206V205H200ZM245 206V207H246ZM88 207V206H87ZM94 207V206H93ZM123 207V206H122ZM143 207V206H142ZM141 207V208H142ZM144 207H146V206H144ZM166 207V206H165ZM173 207H175V206H173ZM213 207V206H212ZM89 208H92V207H89ZM99 208V207H98ZM201 208H203V207H201ZM210 208H211V206H210ZM78 209H80V210H83L82 212L79 210L78 211ZM85 209V208H84ZM96 209V208H95ZM193 209H194V207H193ZM245 209V208H244ZM78 211V213H76L77 211ZM145 210V209H144ZM194 210H196V209H194ZM216 210V209H215ZM89 211V210H88ZM91 211H92V209H91ZM96 211H97V209H96ZM96 211H94L95 212V215H96ZM99 211V210H98ZM101 211V210H100ZM81 212V213H80ZM223 212V211H222ZM243 212H245L244 210H243ZM101 213V212H100ZM139 213H141V212H139ZM168 213V212H167ZM73 214V215H72ZM85 214V213H84ZM98 214V213H97ZM172 214V213H171ZM222 214H224V213H222ZM79 215V216H80ZM87 215V214H86ZM86 215H85V217H86ZM167 215H169V213L167 214ZM167 215H166V217H167ZM174 215V214H173ZM198 215V214H197ZM71 216L73 217V220H71L72 218H71ZM84 216V215H83ZM88 216V215H87ZM94 216V215H93ZM98 216V215H97ZM146 216V215H145ZM99 217V216H98ZM140 218V217H139ZM214 218V217H213ZM98 220V219H97ZM100 220V219H99ZM145 220V219H144ZM167 220V219H166ZM170 220V219H169ZM70 221H71V223L74 225V224H77L75 227H74V231L71 229V224H70ZM73 221V222H72ZM91 221V220H90ZM169 222V221H168ZM91 223V222H90ZM171 223V222H170ZM169 223V224H170ZM95 224V223H94ZM159 224V223H158ZM86 225H87V223H86ZM98 225V224H97ZM164 225V224H163ZM172 225V224H171ZM205 225V224H204ZM149 226V225H148ZM174 226V225H173ZM173 226H171V229H172V227ZM218 226V225H217ZM229 226V225H228ZM227 226V227H228ZM73 227V226H72ZM91 227V226H90ZM160 227V226H159ZM161 227H163L162 226V224H161ZM177 227V226H176ZM190 227V226H189ZM216 227V226H215ZM230 227V226H229ZM234 227V226H233ZM79 228H81V229H79ZM95 228V227H94ZM142 228V227H141ZM147 228H149V227H147ZM163 228H165V226L163 227ZM168 228H170V225L168 226ZM178 228H181V227H178ZM184 228V227H183ZM187 228H188V226H187ZM217 228V227H216ZM83 229H84V227H83ZM86 226H85V231H86ZM88 229H89V227H88ZM87 229V230H88ZM160 229V228H159ZM166 229H167V227H166ZM165 229V231H167ZM184 229H186V228H184ZM223 229V228H222ZM234 229V228H233ZM70 230H71V232L73 231V234H74V239L71 237V236H69V234H71V232H70ZM91 230V229H90ZM143 230H144V228H143ZM149 231H150V228L148 229ZM173 230V229H172ZM178 230V229H177ZM186 230H188V229H186ZM189 230H191L190 228H189ZM196 230V229H195ZM224 230V229H223ZM85 231H84V234L83 235H85ZM89 231V230H88ZM87 231V232H88ZM169 231H170V229H169ZM179 231V230H178ZM185 231V230H184ZM93 232V231H92ZM162 232V231H161ZM164 232V231H163ZM180 232H182L181 230H180ZM81 233H80V235H81ZM97 233V232H96ZM95 233V234H96ZM165 233V232H164ZM167 233V232H166ZM169 233V232H168ZM167 233V234H168ZM170 233H171V231H170ZM169 233V234H170ZM174 233H175V230H174ZM93 234H94V232H93ZM178 234H180L179 232L177 233V236H179ZM76 235V236H75ZM166 236V235H165ZM164 236V237H165ZM174 236V235H173ZM71 237V238H70ZM167 238V237H166ZM74 240V241H72V240ZM164 239V238H163ZM178 239V238H177ZM165 240V239H164ZM81 241H82V239H81ZM143 241V240H142ZM145 241V240H144ZM170 241H172V240H170ZM173 241H174V239H173ZM57 242V243H56ZM91 242V241H90ZM92 242H93V240H92ZM96 242V241H95ZM147 243H148V241H146ZM151 242V241H150ZM167 242H169L168 240H167ZM167 242H166V244H167ZM178 242V241H177ZM176 242V243H177ZM180 242V241H179ZM55 243H56V245H55ZM79 243H81V245H83V247H84V242H78L77 244L79 245ZM161 243V242H160ZM159 243V244H160ZM176 243H174V244H176ZM59 244V245H58ZM76 244V245H77ZM90 244V243H89ZM141 244H142V242H141ZM170 244H171V247H172V244H173V242L171 243L170 242ZM174 244H173V247H174ZM178 244V243H177ZM190 244H191V242H190ZM77 245V246H78ZM143 245H145V244H143ZM169 245V244H168ZM180 245V244H179ZM73 246V247H74ZM77 246L75 247V248H77ZM80 246V245H79ZM149 246H150V243H149ZM154 246H155V244H154ZM153 246V247H154ZM163 246H164V244H163ZM167 246V245H166ZM176 246V245H175ZM81 247V246H80ZM79 247V248H80ZM147 248H148V246H146ZM145 247V248H146ZM165 247V246H164ZM79 248H77V249H79ZM82 248V247H81ZM85 248H86V246H85ZM168 248H170V246L168 247ZM178 248V247H177ZM76 249V250H77ZM166 249H167V247H166ZM85 249L83 248V251H84ZM154 251V250H153ZM82 252V251H81ZM79 253V252H78ZM77 253V251H76V254H78ZM83 253V252H82ZM76 254H74V255H76ZM73 260H74V258H73ZM71 261V262H70Z\"/></svg>",
  "mask_w": 264,
  "mask_h": 264
}]
</instances>
